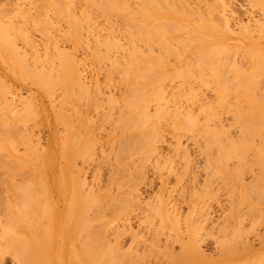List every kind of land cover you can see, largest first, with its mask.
Returning <instances> with one entry per match:
<instances>
[{
    "label": "rangeland",
    "instance_id": "374dc122",
    "mask_svg": "<svg viewBox=\"0 0 264 264\" xmlns=\"http://www.w3.org/2000/svg\"><path fill=\"white\" fill-rule=\"evenodd\" d=\"M41 1L42 0H0V26L2 25L0 27V30L2 28V31H0V35H1V32L3 33V29L8 28L7 31L4 30L5 31L4 35L6 36V34H7V36H6L7 39H8V36H11L13 34L14 37H11L10 40L12 41L15 38L14 43H18V45L22 44L20 46V48L22 47L23 50L26 49V52L22 51L23 53H25L22 55L21 54L22 48L18 49L17 44H14L13 42L9 41L8 43L10 44V42H11L10 45H11V47H13L12 49L9 50V49H5L6 47H3L5 45L0 42V44L3 45V46L0 45V80H1L0 82L3 84V85H1V87L5 85V88L2 87V89L3 88L5 89V91H3L4 96L7 92L10 93L11 95L13 94V97L10 96V98H9L10 94L7 93V95L5 97L1 96V100H0V102L2 101L0 103V140H1L0 145H1V142L3 141L2 140L3 138H4L3 142H6V145H4L5 143L2 142L3 146H0V165H1L0 167L3 166V168L6 169V171H5L3 168H0V227L2 226L0 228V235H1L0 236V264H20V262H19L20 258L18 255L20 254L19 252H21L20 250H22V253L24 252L23 251L24 248L20 249L19 248L20 243L17 244L18 240H16V244L14 245L15 250L13 251V249L10 247V246H12L11 245L12 242L11 241H10L11 243L9 242V239L12 236H14L13 232L16 230L22 231V235H24V236H27L29 234V236H31L33 238V240H31L32 241L31 247L33 249L32 248L31 249L33 251V254H35L34 258L32 257V261L34 260L35 262L34 261L33 262L35 264L36 263L41 264L42 262L44 264H46L45 262H49L50 264L51 263L52 264H74L75 263L74 261L77 258L76 254H79V252H80L79 250H83V248L85 246H86V248L93 246L92 247L93 252L95 250V252L93 253V260L94 261H96V259H98L99 256H102V255L106 256L108 253H110L109 254L110 256L109 257L107 256L108 259L105 258V256L103 258H104V260L105 259L111 260V257H112V259L114 257V259L111 261H114L115 259H116V261L115 262L110 261L111 264H118V263L123 264V262L126 259L123 262H121V260H122V258L124 259L125 254H127L126 257L128 256V254H130L129 257L132 260V258H134L135 255L137 256L136 253H138L139 255L137 256V258L136 257L134 258V261L137 259L135 261L136 263L134 262L135 264H176V263L177 264H264V161H263L264 159L262 160V158L259 157L260 154H257V153H261V156L262 155L264 156V153H262V151H263L262 148L264 145H262V146L260 145L261 142H262L261 144H264V139L261 138V137H264V135H263L264 134V130H263L264 129V123H263L264 114H262V113H264V106H262L264 103L263 104L260 103L261 100H264L263 99L264 93H262V91H261L262 89H264V84L262 83V82H264V77L262 78V75H264V74L261 75V78L259 80V84H260L258 87L259 89L258 88L254 89V91H251L252 93L249 96H246V99L249 101H250V97L253 99L252 100L253 103L255 102L253 104V106H250V105H252L251 101L250 102L244 101L243 103L240 102V101L246 100V99H244L245 96L244 97L242 96L243 93H241V95L239 94V96H241L242 98L237 96V97L241 98L240 101L238 100L239 103H237L238 101H236V98H235L236 96L234 98H231V97H233V93L235 91L233 93L228 94L227 99L225 100L228 102H225L224 103L225 105H220V103H217L219 105V107H221V106L223 107V106L227 105L226 107H223V108H225L226 111H223L224 109H222V107L220 108V109H222V110H220L222 112L221 113L219 112V113L221 114L220 116L222 117V119L220 118V116L215 115L218 113L217 111L219 109L218 110L214 109L216 105L213 104L214 107L212 105L213 109L212 108H211V110L209 109L210 110L209 116H212V117L216 116V119L220 118L223 121L222 122L221 120L219 121V120H216L215 118H213V120H215L216 122L211 121V125H209L211 127L213 125L214 126L213 129L211 127H209L210 129L208 130L205 127L206 125L208 127L207 123H209V122H207V123L205 122L204 118H206L207 116L203 112L206 111L205 113L208 115V112H207L208 109L207 110H201L198 108V110H199L198 111L197 110L198 106H196L197 104H195L196 107H195V109L192 110V112L196 111L197 114L195 115L193 112L191 114V116L197 117L198 112H200L197 119L195 117L194 118L197 120V123H198L199 118H202L199 120V124H197V125L195 124V127L200 126L202 131L198 130V132H201L202 134L197 133L196 130L198 127L197 128H191L192 126H187V125L181 124V127L182 126L185 127V129H183V130H186L187 132H185V131L183 132V130H181L183 127L180 128L179 127L180 125H178L179 128H177V124H175L176 125V128H175L174 125L171 124L173 122H169V121L167 122L164 119V118H166V120H167V118L170 117V114L168 117H165V116L160 117L161 120L159 119L158 123H160L161 125L156 124L157 128L159 126V128H158L159 130L157 128L156 129L158 131V136H159L158 139H161V140L159 141L156 138V140L154 141L157 145V146H154V148H155L154 152H152V147L155 143L154 144H153V142L151 143V144H153L152 147L151 146L148 147L151 149V152H150L149 151L150 149L145 150L147 148L146 144L139 145V144H141V142L139 144L137 143V146L133 144V143L136 144V142H138V140L136 138H139L142 134H144L143 132L146 130L145 129L146 127L144 128L143 126H141V124L136 123V119H137L136 118V112H135V110L133 111L131 108L127 107L130 105V102L128 103V100H127L128 95L125 94L128 91L130 92V90H132L137 83L138 84L141 83V85L144 83H142L140 78H137V79H139L140 82L137 79H135L134 81L137 82L136 84L134 81H130L129 83H127V86H126L124 80L121 77V72H120V68H121V66H123V63H118L121 66L119 65L120 66L119 67L117 65L118 67H116V68L115 67L113 68V66L109 67V61L108 60H100L101 62L103 61L102 64L100 63V61H99L100 64L96 63L97 61L94 59L95 57L94 56H93L94 58L91 57L92 55H90V52H88L90 50L85 49V51H83L84 49L82 47H80V45L75 47L76 48L75 50H77V51L72 49L70 52L69 50L71 49V46H72V40L68 39L66 37V35L64 36V34H62V35L60 34L64 31V29H63V31L61 30L62 29L61 27H65V31H67L66 29L69 28L68 26L72 27L74 25H81V26L83 25L82 27H84V28H87V27L91 28V24H93L92 20L95 19V15H96V11H95V9H93V7H94V5L92 4L93 0H92V2H91V0H81V1L80 0H57V1L56 0H46V1L43 0L46 3H44L43 1L41 3ZM72 1H74V2H72ZM235 1L233 0L232 4L234 3L233 6L237 10V13H239L240 17L242 16L243 21L248 20V16H247L248 13L247 12H248V10L250 11L251 7L247 8L246 6H248V4L247 5L244 4V7H241V6H243L242 0H237L236 3H235ZM241 3H242V5H241ZM61 4H63V5H61ZM85 4H86V6H85ZM254 6L255 5L252 6V9H254ZM66 7H68V8H66ZM91 7H92V9H91ZM65 8L67 9V12H66ZM87 8H89V9H87ZM256 8H258V9L256 10ZM68 9H70V10H68ZM244 9H245V11L247 10V12H246L247 14L244 12ZM252 9H251L250 13H252L251 15H253L255 17V21L257 20V21H259V23H261V21H264V19L262 18V17H264V14H262L263 16L260 15L261 14L260 11L262 10L261 6L259 4H257V6H255V9H254V11L256 10L255 14H254ZM259 9H261V10L259 11ZM63 10H65V11H63ZM92 10H94V11H92ZM69 11L71 13H68ZM86 12H87V14H85ZM243 12H244V14H243ZM256 13H259V14H256ZM5 15H7V16H5ZM70 16L72 17V19H70ZM73 16H75L74 17V18H76L75 20H73L74 19ZM104 16L102 14V17L100 16L97 18H100L101 20L100 19L99 20L102 22ZM110 16H111V14H110ZM78 18H79V21H77ZM88 18H90L91 20ZM86 19H88V20H86ZM48 20H51L49 25H48V23H49ZM34 21H36L35 25H34ZM16 22L18 24H16ZM51 23H53V25ZM89 23H91V24L89 25ZM11 24L13 25V27H11L12 26ZM67 24H68V26H67ZM261 24H264V22H262ZM41 25H43V26L45 25L44 29H43V26H41ZM86 25H89V26H86ZM9 26H10V28H9ZM46 27L49 28V31H51L52 29H54L52 31H55L56 29L59 30V27L61 29L59 30V33L57 32L58 30H56L55 32H57V33H54L51 31V33L48 34V32H47L48 28L46 29ZM53 27H56V28H53ZM14 28L16 30L18 29L17 32H16V30H14ZM39 28L43 29L44 33H46V34L43 33V36H42L43 31L40 30ZM9 29H13V30H9ZM263 32H264V26H263ZM20 34H22V35H20ZM55 34H58L57 37ZM2 35L0 37H2ZM53 35L55 36L54 38H55V41H57V44L60 43V44H58L59 45L58 47H65L67 49L68 56L71 55L70 53H72V51H75L74 53H72V57H73V55H76L78 58L77 57H73V58L81 60L82 58L80 55H82L84 52H85V54H87V55H82V57L85 56V58L82 59V60H85V62L82 61V63H81V61L79 60V62L82 64V71L84 70L83 71L84 74H85V72L87 73V74H85L86 77H89L91 75L89 78H92V76H93V77L99 79V80H97L99 83L98 82L96 83V79H95V82L91 81L94 79H90L91 82L89 81L90 83H87V85H90L92 83L90 85V87L86 85V87H89L91 89V94H88V93H90L89 88H88L89 90L86 87L83 89L81 88L82 90L86 89V91H89L87 93L84 90L89 96L91 95L90 97H88L87 94L84 92L83 93L79 92V91H81L80 89H79V91H77L78 88L75 87V85H74V89H75L74 90L71 84H70L71 89H73L74 92L72 91V93H73L72 94L71 89H70V93L69 92L67 93V91H69V90L66 91V89L69 88V84H67V86H68V88H67V87H64L62 82H60L61 69H60L59 64L64 58L67 57V55H66V57H65V55L63 56V52H61V50H60L61 48H59V50H58V48H56L55 46L51 47L52 44L55 42L53 39ZM21 36H23V37L27 36L28 39L27 38L26 39L28 42L25 40V38L23 39V40H25L23 42L22 41L23 37L21 38ZM45 36H47V37H45ZM3 38L4 37L0 38V39H2V42H3V40L5 41V38L4 39ZM64 38L66 39L65 41H64ZM30 39H33L34 43L32 40H31L32 41V43H31ZM29 41L32 45H29ZM42 42L45 43V46L41 45V44H43ZM85 42H86V44L88 42L90 44H92L90 36L87 37ZM61 43H63V44H61ZM49 44H50V46H48V48H47L46 45H49ZM67 44H69V45L71 44L70 46L68 45V47H70V48L67 47ZM37 45H39L37 48L34 47ZM6 46H8V44ZM83 46H85V48H87L86 46H88V45H83ZM31 47H34V48H31ZM42 47L47 48L48 53L45 50V54H44L45 48L42 49ZM8 48H10V46ZM35 48L37 49V51H39V52L36 51L39 56L36 55L37 53L35 54V51H34V50H36ZM50 48H52V49L54 48V51ZM28 50H30V51H28ZM31 50H32V52H31ZM51 50H52V53H49V51H51ZM41 51L43 53H41ZM63 51H65V49ZM67 51H65V52L67 53ZM30 52H31V54H30ZM65 52H64V54H65ZM32 54H33V58H32ZM49 54L50 55L55 54V55L50 56ZM29 55L31 58H29ZM34 55H36V57ZM43 55H45V58H47V60H48V57H50V59H52L53 57L54 58L56 57L57 60H54V62H51V61H53V59H52L50 61L53 64L55 63V61H57V63H55V65L52 66L55 70L53 72L54 76H51V75H53L52 72H51L52 74L48 75V72L51 71L52 67H51V65L48 66V64H51V63H49L45 58H44V60H42ZM2 57H4V58H2ZM38 57L41 58V61H46L45 66H43L44 62H42L43 64L41 63L42 64V66H41V64L39 63L40 58H38ZM36 58H38L37 61H36ZM30 59L32 60V62H34V61H36V62L31 64L32 62H30ZM246 62L247 61H244V63L243 62L241 63V64H243V67H244V65L246 66V64H248ZM18 63H20V65H17L18 67H15L16 64H18ZM38 64H39V66H41L43 68L42 69L40 67L42 70H44L47 66H48V68L50 67V70L47 68L49 70L48 72L46 71V69L44 70L43 74L41 72V78H39L40 81L37 85L36 81L34 83L35 76L33 75V73L34 74H36V73H35V71H32L33 68L31 69V66L36 65L37 68H39ZM105 64L108 66H106ZM84 65H85V68H84ZM86 66L89 69L86 68ZM107 67H109V68H107ZM100 68L102 69V71ZM17 69H18V71H17ZM34 69L36 70V68H34ZM112 69H114V71ZM85 70H87V71H85ZM88 70H90V71H88ZM96 70H98L99 73H98V71L96 72ZM111 70L113 73H111ZM36 71L38 72V69ZM250 71L251 70L249 69V72ZM26 72H27V74H26ZM106 72H107V74H106ZM45 74H46L45 81H44L45 84L43 86L42 82H43V78H44ZM109 74H111L112 76H109ZM56 75H58L57 78H56ZM131 75L133 76L132 73H131ZM115 76H117V77H115ZM108 77H110V78L113 77V78H111V80H110ZM36 78H38V76ZM89 78H87V80ZM107 78L110 80V82ZM262 79H263V81H261ZM101 80H102V82H101ZM170 80H171L170 77L166 76L165 78H163V81H162L163 83L166 84V88L169 89V90L166 89V91L168 93L167 96L169 95L168 91L171 90V87H169L170 85L168 86V83H167V82H170ZM100 83L102 85L105 84V86L104 85L101 87L99 86V89H101L100 92H102V93L97 94L95 96V99L97 98L96 100H98V101H94L91 97L94 98L95 85L96 84L101 85ZM131 83H133V85ZM233 83L236 84L235 82H232V84ZM129 84H131L133 87L128 88V87H131ZM62 85L64 88H61ZM103 87L105 88L104 89L105 91L103 90ZM123 87H124V89H126V87L128 89H126L124 92ZM210 89L209 88L204 89L205 91L203 93L205 95H207L208 97L207 96L205 97V95L203 94V98L202 97L201 98L202 99L205 98L203 100V102H205V101L207 102L209 100L208 102L211 104L210 101L212 100V102H214L215 96L212 95L213 91L210 92ZM6 90H7V92H6ZM61 90L63 93H60ZM76 91L78 92V94ZM1 92H2V90H1ZM105 92H106V94H105ZM129 92L127 94H129L131 96L132 93H129ZM260 92L263 95L262 94L259 95ZM263 92H264V90H263ZM80 93L82 96L80 95ZM69 94H71V95H69ZM92 94H93V96H92ZM103 94H105V95L102 96ZM67 95H69V96H67ZM125 95H126V97H125ZM200 95L202 96V94H200ZM105 96H106V98H105ZM261 96H263V97H261ZM77 97H79V98H77ZM81 97H83V98L81 99ZM168 97H170V96H168ZM6 98H9L10 100L7 99L8 100L7 101ZM87 98H88V100H87ZM110 98H112V99H110ZM121 98L122 99L124 98L126 100L124 101V99L122 100ZM76 99L78 100L77 102H76ZM115 99H116V101H115ZM258 99H260V100L258 101ZM154 100L156 102V99H152L150 101L151 103H149L150 110H151V108L154 109V107H152V106H154V104H153ZM158 100L162 101L161 99H158ZM91 101L95 102V103L93 102L94 105H92L93 103ZM99 101H103V102H99ZM123 101L126 102V104ZM59 102L61 104H59ZM257 102H259L261 104V106L256 105ZM262 102H264V101H262ZM7 103H9V104H7ZM226 103H228V104H226ZM231 103L232 104L233 103L238 104V109L240 111L235 109V107L232 106ZM2 104H3V106H2ZM151 104H152V106H151ZM240 104H244V107L247 106V108L249 110H247V108L245 109L243 107V105H240ZM5 105H7L8 108H6ZM59 105L61 107H59ZM72 105H74V106H72ZM80 105L82 108L80 107ZM98 105H100V106H98ZM207 105H209V104H207ZM218 105H217V107H218ZM239 105H240V107H239ZM255 105L259 106L260 110L263 111V112H261V115H260V116H263V117H261V119H263V121L261 119H259L260 116H259V114H257V112L253 113L255 111L254 108H253L254 110L250 109V107L252 108ZM15 106H16V108H15ZM97 106H98V108H97ZM123 106H124V108H123ZM189 106L194 107V105L192 106V104H190ZM57 107H58V109H57ZM186 107L188 109L190 108L189 111L191 110V107H188V106H186ZM233 107L235 109L234 111L237 110L236 112L238 114L241 112L242 114L244 113L246 115L247 112H250L251 110H253V111H251L252 119L249 118V117H251L250 113H248L249 116L246 115V116H248L246 118H249V120L251 121L250 123H252L253 118L255 119L256 116L258 115V119H255V120L256 121L258 120L259 122L255 121L256 124H254V122H253V124H254V127H256L255 125L258 124L259 126L257 125V127H259L261 130H259V128H258V130L256 132V130H254L252 128L248 129V127L250 126V123H248L249 124V126H248L247 124H245V122H243V121H247L248 119L243 120L242 117L244 116V114L242 115L240 113L241 115L240 114L238 115L237 113H235L232 110ZM241 107H243L244 112L241 111L242 110ZM257 109H258V107H256V111H257ZM184 110L183 109L180 110L184 114H182V112L178 111L182 115V117H181V115L178 114V118L180 116L181 119L182 118L185 119V117H186L185 112H187L188 110L187 111L186 110L184 111ZM213 110H214V113H213ZM230 111H232L231 112L232 115L230 114ZM26 112L28 113V116H26L27 115ZM31 112L33 113L32 115H31ZM151 112H152V110H151ZM215 112H217V113H215ZM125 113H128V114L125 115ZM130 113H132V114H130ZM172 113H173V111H172ZM174 113H176V111ZM202 113L206 117H204V115ZM211 113H213L214 115H212ZM122 114H124V116ZM255 114H256V116H255ZM134 116H135V118H134ZM28 117H29V122H28ZM128 117H130V118H128ZM171 117H172V115H171ZM231 117L233 119H231ZM240 117H241V119H240ZM1 118L2 119L5 118V119L2 120ZM120 118H122V120ZM209 118H211V117H209ZM236 118H238V119H236ZM134 119H135V121H134ZM162 119H163V121H162ZM169 119L170 118H168V120ZM170 120H172V119H170ZM202 120H204V121H202ZM237 120H239V121H237ZM241 120H243V121L241 122ZM137 121H140V120H137ZM125 122H127V123H125ZM131 122H132V124H136L135 125L136 127L134 126L135 128L132 126V124H130ZM203 122L206 124H204ZM213 122L215 124H213ZM218 122L223 123L221 125H224V127H222L220 124H218V126L216 127L217 130H216L215 126L217 125ZM236 122L238 124H240V122H241L240 125L244 124L242 127L246 126V128L248 129V130H246V128H244L245 136H243L244 134H241L244 131V130H242L243 128L242 129L240 128L241 130L240 129L238 130L239 125H237ZM260 122H261V124H260ZM165 123H166V125H165ZM119 125H121V126L119 127ZM129 125L132 128H131V130L128 131V129H130ZM17 127L19 130H17ZM118 128H120V129H118ZM205 128L207 129L206 131L204 130ZM193 129H196V130L194 131ZM255 129H257V128H255ZM250 130L254 132V136H252L253 132H251ZM124 131H126V132L123 133ZM211 131H213V132H211ZM215 131H217L218 133ZM225 131H226V133H225ZM246 131H248V132H246ZM11 132L13 133V135ZM206 132H208V133H206ZM209 132H211V134L213 136L212 135L210 136ZM8 133H10V134H8ZM133 133H135V134H133ZM159 133H161V134H159ZM227 133H229L228 136H227ZM246 133H248V135ZM24 134L27 136H24ZM224 134H225V136H224ZM21 135L23 137H21ZM32 136L33 137L35 136V137L32 138ZM70 136H73V137H70ZM79 136H80V138H82V137L83 138L80 140ZM127 136H128V138H127ZM183 136L185 139L183 138ZM229 136L231 138H229ZM246 136H248V137H246ZM133 137H135V138H133ZM242 137L243 138L245 137L246 139L244 138V140H243ZM14 138H16L15 141H14ZM71 138L73 140L71 145L73 143H74L73 146L75 145L74 149H73V146L70 147V143L68 142L69 139H71ZM89 138L92 139V141L93 140L95 141V143L93 144V145H95V147L92 145H91V147H89V146L86 147L87 144L85 143L86 144L85 148H84L85 151H87V149L90 148V150L88 149V155L90 156L89 157L90 159L88 158V160H85L84 158L88 157V155L83 156L84 158L81 162V159H80L81 157H79V156H82L81 155L82 152L85 153V151L83 150L81 152L80 151L81 147L78 148L79 147L78 145H82V141L84 143V140H85V142H87ZM176 138H177V140L179 139L180 142H179V140L177 141ZM225 138H227V139L229 138L230 140L233 139L234 140L233 142H232V140L230 141L228 139V141H230V143L232 142V145L227 143L228 141ZM28 139H29V141H28ZM35 139H37L38 141ZM90 139L88 142H90ZM134 139L137 141L132 143V141H134ZM211 139H213V140H211ZM22 140H23L24 144L22 143ZM126 140H128L127 141L128 144L126 143ZM217 140H219V141H217ZM220 140H221V142H220ZM260 140H262V141H260ZM124 141H125V143H124ZM139 141H141V140H139ZM175 141L177 142V144H175L176 143ZM194 141H195V143H194ZM222 141H223V143H222ZM36 142H39V143H36ZM205 142H207L206 145H205ZM238 142H239V144H237ZM253 142L255 143V146H253V144H254ZM257 142L259 144L258 147L260 146V149H261V151H260V149L257 147L256 149H259L258 152H256L257 150H255V147L257 146L256 145ZM33 143H34L35 148H37V149L32 148V147H34V146H32ZM179 143H181L180 144L181 147L179 146L180 148L177 147L179 145ZM226 143H227V145H226ZM240 143H242V144L240 145ZM22 144H23V148H22ZM149 144H150V142H149ZM223 144L226 145L227 148H228V144H229V146L234 145L233 148L235 147V149H237V151H235V149H233V150L237 154L236 153L234 154L233 150L231 149L232 148L231 146L228 149H226V147ZM60 145L62 146V148ZM218 145H219V147H217ZM237 145L238 146L240 145L241 148H240V146L238 148H236ZM36 146H38V147L40 146V147L38 148ZM174 146H176V147H174ZM182 146H183V148H182ZM221 146L222 147L224 146L223 148H224L225 152L227 151V153H230V154H228V155L227 154H220V153H223V150H222L223 148ZM242 146L244 147L243 150H246V152L242 150ZM7 147H9V148H7ZM11 147H14L15 149H13V151H11L12 150ZM141 147H142V151L140 153L139 149H141ZM176 148H179L181 150L182 149L184 150V148H185L184 151L185 152L187 151L189 156L187 157V155L185 156V154L182 155L183 153L181 154V150H178V149L176 150ZM220 148H221V150H220ZM4 149H5V151H4ZM6 149H9L11 151V153H13L12 156L11 155L9 156V154L6 153L7 152ZM61 149L63 150V152ZM67 149H69V150H67ZM229 149H231L232 151L230 152ZM72 150H74V152H72ZM130 150L132 152H130ZM136 150H137V152L135 153L134 151H136ZM254 150H255V152H254ZM1 151H2V153H1ZM25 151H27L26 152L27 154L25 153ZM33 151H35V153H33ZM75 151H76V154H75ZM90 151H91V153H90ZM138 151H139L140 155L138 154ZM143 151H147V152H143ZM148 151H149V153H148ZM157 151H158V153H157L158 155H156V153H155ZM177 151H180V152H177ZM80 152H81V154L79 155ZM125 152H129L131 154L125 153ZM133 152L135 153V155L133 154ZM142 152L145 154H143ZM238 152L243 153V156L241 155V153L239 155ZM147 153L148 154L151 153V154L148 155ZM231 153H233V155ZM132 154L135 157H133ZM13 155H14V157H13ZM28 155H29V157H28ZM30 155H32V156H30ZM36 155L38 157L35 159ZM74 155L79 157V158L76 157L77 158L76 159ZM129 155H131L130 156L131 161H129V159H128ZM145 155H147L148 157H146ZM222 155H225V156L227 155L228 157H223ZM234 155H236V156H234ZM73 156H74V158H73ZM124 156H125V158H123ZM10 157L13 158V160L10 159ZM132 157H133V160H132ZM141 157H142V159H141ZM31 158L34 159L35 161L32 160ZM239 158H242L244 160H242V159L239 160ZM8 159H10V160H8ZM28 159H29V161H28ZM37 159H38V161H36ZM125 159H126V161H125ZM188 160L190 163L188 162ZM217 160H219V161H217ZM6 161L10 162V163L7 164ZM39 161H41V162H39ZM122 161H124V162H122ZM1 162H2V164H1ZM91 162H92V164H91ZM154 162H155V165H154ZM169 162H172L171 165H169L170 164ZM3 163L6 164V167ZM72 163L77 164V167L75 165H73ZM86 163H87V166H86ZM164 163H166L165 166H164ZM9 164H11L12 168L10 167ZM124 164H126V165H124ZM143 164H144V166H143ZM214 164L217 166H215ZM32 165H34V166L32 167ZM73 166H75V167H73ZM138 166L139 167L141 166V167L138 168ZM78 167H79V172H76L78 170ZM135 167H136V169H135ZM15 169H17V170H15ZM75 169H77V170L75 171ZM173 170H175V171L173 172ZM188 170H189V172H188ZM238 170H239V172H238ZM7 171H9V173ZM211 172L212 173L214 172V173L212 174ZM217 172H219V174ZM79 173H82V174L84 173V174L79 175ZM10 174H16V175H10ZM38 174L40 175V177ZM143 174H144V176H143ZM74 176H76V177H74ZM81 176L85 177V178H82ZM167 176H168V178H167ZM80 177H81V179H85V180H84V182L81 181L82 184L79 186L80 183H77V182H79L78 179H80ZM178 177H179V179H178ZM240 178L243 179V182H242V180L240 181ZM238 179H239V181H238ZM159 180H160V182H159ZM7 181H9V182H7ZM85 182H86V184H85ZM137 182H140V183L137 184ZM7 183H10V184L7 186ZM75 183H76V185H75ZM83 183H84V187L80 188L83 185ZM91 185H93V186H91ZM11 186H13V187L11 188ZM88 186H91V187H88ZM38 188H40V190ZM84 189H86L87 191ZM88 189H90V190L88 191ZM91 190H93L92 191L93 193L91 192ZM33 191H34V193H33ZM134 191H135V193H134ZM42 192H43V194H42ZM84 192H85V195L83 194ZM89 192H91L93 195H91ZM80 193H81V195H80ZM128 193L133 194V195H131V197H130V195ZM13 194H15V195H13ZM36 194H37V196H36ZM92 196H94V197H92ZM18 197H19V199H17ZM33 197H34V199H33ZM132 197L133 198L135 197V198L133 199ZM90 198L91 199L93 198V199L91 200ZM131 198L133 199V201ZM72 199L74 200L73 202H72ZM78 199H80V200H78ZM83 199H84V201L87 202V204L89 203L87 206L84 205V207H87V208L90 207V208H88L89 210L85 208L86 213L89 212L87 214L84 213L85 211L80 213V210H79L81 207L80 205L82 203L86 204V202H84ZM134 200H135V202H134ZM90 201H92V203ZM158 202L160 203L161 206L167 204V206L169 208L170 207L171 208L168 209V207H166V206H164L165 208L160 207V206L157 207ZM79 203H81V204H79ZM135 203H136V205H135ZM11 204H12V206H11ZM38 204H40V205L38 206ZM154 204L156 205L155 208L152 207V206H155ZM32 206H33V208H32ZM78 206H80V207H78ZM29 207H31V208H29ZM49 207H50V209H49ZM173 207H174V210H173ZM101 208H102V210H101ZM152 208H153V210H152ZM158 208H164L165 209V210L160 209L161 210L160 213H162V214H164L163 211L166 212V208H167L168 209L167 214H169V215L172 214L171 209L173 210V214H174V216H176L175 218L172 216L173 214L171 215L173 218L170 216V218H172V224L175 223L174 224L175 226L172 225L173 230H172V227L170 226L171 223H169L171 220L168 217L163 218L164 215L157 212V210H156V212L158 214L157 213H156V215L154 214L155 213L154 210L158 209ZM200 209H202V211H201L202 214L199 211ZM14 210L16 211V213ZM95 210H96V212H95ZM169 210L171 211L170 213H169ZM1 211H2V213H1ZM26 211H27V213H26ZM77 211H79V212H77ZM150 211H152V212H150ZM158 211H159V209H158ZM197 211H199V212H197ZM30 212L32 213L31 215H29ZM203 212H204V214H203ZM148 213H150V214H148ZM175 213H176V215H175ZM197 213H200L201 216H203V215H205V217L207 216L205 219V222L202 223L204 225L201 224L202 225V227L200 226L201 228H198L199 225L198 226L196 225L198 220H200L198 218L200 215ZM13 214L16 216H14ZM18 214H19V216H18ZM93 214H96V215L93 216ZM21 215H23V216H21ZM144 215H146V216H144ZM150 215L151 216L154 215V217H150ZM188 215H189V217H188ZM77 216L80 217V219L82 221L84 218L85 221H83V222H86L85 226L81 229L79 227H81L82 225L79 226V223L76 222L79 220L76 218ZM13 217L15 219L17 217H20V218H22V220L24 219L23 220L24 222L22 220H20V218H17L20 221L16 222L18 224H14L15 222H13L14 221V219H12ZM91 217L93 219L97 218L96 220L95 219L92 220L94 223L90 221V219H92ZM26 218H28V219H26ZM160 218L161 219L163 218L165 220H163V219L160 220ZM88 219H89V221H88ZM174 219H176V221H178V222H175ZM189 219H190V221L188 222ZM29 220H31V221H29ZM50 220H52V221H50ZM20 222L22 223V226H19L21 224ZM37 222H39L40 224L39 223L37 224ZM50 223H52V224H50ZM88 223L90 224V226ZM160 223H162V226L164 227L165 230L163 228H161L162 226L160 225ZM45 224H47V225H45ZM74 224H76V225L74 226ZM15 225L18 226V227H16L17 229L14 227ZM47 226H49V227L47 228ZM104 226H106V227H104ZM189 226H192V228ZM193 226L195 227L194 230H193V228H194ZM203 226H204V228H203ZM43 227H45V229ZM86 227H87V229H86ZM96 227H98V228H96ZM118 227H119V230H118ZM176 227L181 232V236H182V232H184L186 230L185 231L186 234H183L184 238L182 236V239H183L182 243L173 242L175 240H173V237H171V236L175 237L176 234L178 233L176 230ZM184 227H185V229H184ZM27 228H29L31 230L34 229V231L36 233L38 232L39 235H41V238L42 237L43 238L41 239L40 236H38V234H36L35 236H34V234L32 235L31 233H29V231L32 233H33V231H31L29 229H28L29 231H27L26 230ZM46 228L50 230L48 232L49 235L47 236V238L50 237V238H48L49 240L45 239L46 234H48ZM89 228H90V231H88ZM157 228L159 231L157 230ZM3 229L6 230V232ZM168 229L172 230V232ZM189 229H191V231ZM41 230H43L42 232H44V234L41 232ZM91 230H93L92 231L93 233H95V232L96 233L93 234L91 232ZM166 230H168V231L166 232ZM2 231H4V232H2ZM113 231H114V233H112ZM119 231H120V234H122V235H120L118 233ZM40 232L42 234H40ZM87 232L89 233V235ZM163 232L165 233V235ZM11 233H12V236L10 235ZM171 233H172V235H171ZM174 233H175V235H173ZM2 234H4V236ZM166 234L167 235L170 234L169 235L170 237H168V236L167 237L170 238V240H172L173 243H169V247H167L165 249L164 246L162 247V245L166 241V240L164 241V239H167ZM154 235L156 237H153V240H154V242H153L152 236H154ZM114 236L116 237L115 239H114ZM3 237L5 239H3ZM76 237H78V238H76ZM82 237L86 238V239L83 238L84 241L86 240L85 246H82V244H85V243H83L84 241H83ZM92 237H94L93 240H92ZM104 237L109 238V239H106V240H109V242H110V245L108 244L109 247H106L108 241L103 240ZM157 237H160V239H161L159 242V244H161V245H159L160 247L158 246V242H157V244L155 243L156 242L155 239ZM37 238H39V240ZM36 239L38 240V242L34 241ZM149 239H151L150 242L153 244H151L149 242ZM6 240H7V242H6ZM46 240H47V242H46ZM103 241H105L106 243H104ZM162 241H164V242L162 243ZM89 243H91L92 245L89 246ZM102 243H104V245ZM111 243H114V244H111ZM177 243H179V244H177ZM194 243L197 244L196 246L198 248L194 245ZM94 244L97 246L99 245V246L95 247ZM36 245H37V247H36ZM46 246L47 247L49 246V247L47 248ZM100 246H102V247H100ZM146 247L149 249V251L147 250ZM39 248H40V251H39ZM45 248H47V249H45ZM102 248L106 251H104ZM115 248H116V250H115ZM34 249L37 251H34ZM97 249L99 251L102 249L104 251V254L102 252L99 253ZM114 250H115V252H114ZM197 250H200V252ZM12 251H13V253H12ZM135 251H136V253L133 254V252H135ZM171 251L174 254L171 253ZM96 252L99 254L102 253V255L98 256V255H96ZM121 252H122V254L124 253V255H122V254L120 255ZM36 253H37V255H36ZM175 253H176V255H175ZM16 254H18V255H16ZM43 255L46 258H44ZM48 255H49V257H48ZM131 255H133L134 257H132ZM95 256H97L98 258L95 259L94 258ZM117 256H118V258H117ZM129 257L127 258L128 259L127 261L130 260ZM171 257H174V258L172 259ZM38 258H39L40 263H39V261H37ZM40 258L43 260H40ZM103 258L101 257L102 260H103ZM44 259H46V260L44 261ZM101 259L100 260L98 259L99 260L98 263L102 261ZM106 260H105V262L102 261V264L103 263L106 264ZM108 262L109 261H107V263ZM124 263H128V262H124ZM94 264H97V262H95Z\"/></svg>",
    "mask_w": 264,
    "mask_h": 264
},
{
    "label": "bare ground",
    "instance_id": "6f19581e",
    "mask_svg": "<svg viewBox=\"0 0 264 264\" xmlns=\"http://www.w3.org/2000/svg\"><path fill=\"white\" fill-rule=\"evenodd\" d=\"M43 1V0H42ZM42 1H41V3H42ZM46 1V0H45ZM57 1V0H56ZM81 1V0H80ZM232 1L233 0H93V5H94V7H93V9H95V11H96V15H95V19L94 20H92L93 22V24H91V23H89V25L91 24V28L90 27H87V28H84V27H82L81 25H74V26H72V27H70V26H68V24H67V26L69 27H67L68 29H66L67 31H65V27H59V30L61 29L62 31H63V29H64V31L62 32V33H60L61 35L62 34H64V36L66 35V37L68 38V39H70V40H72V46H71V49L69 50L70 52H71V50L72 49H76L75 47L76 46H78V45H80V47H82L83 49V51H85V49L87 50V49H89L90 51H88V52H90V55H92L91 57H93L97 62L96 63H99V61L100 60H108L109 61V67L110 66H113V68L115 67H118L120 64H118V63H123V66H121V68H120V72H121V77H122V79L124 80V82H125V84H126V86H127V83H129L130 81H134L135 79H137V78H140V80L142 81V83H144V84H142L141 85V83H137V82H135V86H134V88L132 89V90H130V92L129 93H132L131 94V96L129 95V94H127V93H125L126 95H128V103L130 102V105L129 106H127L128 108H131L133 111L135 110V112H136V123H139V124H141V126H143L144 128V130L146 131H144L143 133L144 134H140L141 136L139 137V138H136L137 140H138V142H136L137 140H135L134 139V141H132V143L133 142H136V144L135 143H133L134 145H136L137 146V143L139 144L140 142H141V144H139V145H142V144H146V149L145 150H147V149H150V148H148V147H152V145L155 143L154 141L156 140V138L158 139V131H157V129L159 128V126H158V128H157V126H156V124H160V123H158L159 121V119H160V117H163V116H165V117H168L169 116V114H170V117H168V118H170V119H172V120H168V118H167V120H166V118H164L165 119V121H169V122H173V123H171V124H173L174 125V127L176 128V125L175 124H177V128H182L181 130H183V129H185V127L184 126H182L181 127V124L182 125H187V126H192L191 128H197V127H195V124L197 125V124H199V120L200 119H202V118H199V120H198V123H197V117L199 116V113L200 112H198V115H197V117L196 116H194V117H192L191 116V114L194 112H192V110L193 109H195V107L196 106H198L197 107V110H198V108L199 109H201V110H207L208 109V115L205 113V112H203L202 114L204 115V117H206V118H204V120H205V122L207 123V122H209V123H207L208 124V127H207V125L205 126L208 130L210 129L209 127H211V126H209V125H211V121H215V120H213V118H215L216 119V116H220L221 114V112L222 111H220V110H222V109H224L223 111H226L225 110V108H223V107H226V106H221L222 107V109H220L221 107H219V105L217 104V103H220V105H225L224 103L225 102H228V101H225L226 99H227V96H228V94L229 93H233L234 91V93H233V97H231V98H234L235 96V98H236V101H240L241 100V96H239V94L241 95V93H243L242 94V96L244 97V99H246V96H249L252 92L251 91H254V89H256V88H258L259 87V80H260V78H261V75L262 74H264V32H263V26H264V24H261L262 22H264V21H261V23H259V21H255V17L253 16V15H251L252 13H250V11H251V9H252V6L253 5H255V6H257V4H259L260 6H261V9H259V11L261 12V14L260 15H262V14H264V0H242V2H243V6H241V7H244V4L245 5H247L248 4V6H246L247 8L249 7H251L250 8V11L248 10V12H247V10L245 11V9H244V12L247 14V16H248V20H246V21H243V18H242V16L240 17V15H239V13H237V10L235 9V7L233 6V4H232ZM235 1V0H234ZM237 1V0H236ZM236 1H235V3H236ZM44 2V1H43ZM72 2H74V1H72ZM91 2H92V0H91ZM20 3V2H19ZM44 3H46V2H44ZM77 3V2H76ZM86 3V2H85ZM60 4V3H59ZM84 4V3H83ZM58 5V4H57ZM56 5V6H57ZM61 5H63V4H61ZM241 5H242V3H241ZM250 5V6H249ZM19 6V5H18ZM66 6V5H65ZM68 6V5H67ZM85 6H86V4H85ZM255 6H254V9H255ZM60 7V6H59ZM62 7V6H61ZM245 7V8H246ZM66 8H68V7H66ZM65 8V10H66V12H67V9ZM246 8V9H247ZM60 9V8H59ZM72 9V8H71ZM87 9H89V8H87ZM91 9H92V7H91ZM254 9H252L253 10V12H254V14H255V12H256V10L258 9V8H256V10L254 11ZM30 10V9H29ZM41 10V9H40ZM65 10H63V11H65ZM68 10H70V9H68ZM84 10V9H83ZM111 10V11H110ZM24 11V10H23ZM62 11V12H63ZM92 11H94V10H92ZM55 12V11H54ZM61 12V13H62ZM244 12H243V14H244ZM259 12V13H260ZM29 13V12H28ZM68 13H71L70 11L68 12ZM259 13H256V14H259ZM36 14V13H35ZM67 14V13H66ZM85 14H87V12L85 13ZM102 14H103V21L101 22L100 20V18H97V17H102ZM110 14H111V16H110ZM70 15V14H69ZM73 15V14H72ZM5 16H7V15H5ZM27 16V15H26ZM29 16V15H28ZM93 16V15H92ZM245 16V15H244ZM257 16V15H256ZM263 16V15H262ZM58 17V16H57ZM66 17V16H65ZM75 16H73V18H74ZM86 17V16H85ZM80 18V17H79ZM79 18H78V20L77 21H79ZM87 18V17H86ZM254 18V19H253ZM257 18V17H256ZM259 18V17H258ZM263 19H264V17H262ZM2 19V18H1ZM48 19V18H47ZM70 19H72V17L70 16ZM76 18H74L73 20H75ZM88 19H90V18H88ZM88 19H86V20H88ZM100 19V20H99ZM29 20V19H28ZM85 20V19H84ZM91 20V19H90ZM262 20V19H261ZM49 21V23H48V25L50 24V22H51V20H48ZM69 21V20H68ZM76 21V22H77ZM81 21V20H80ZM35 22L36 21H34V25H35ZM70 22V21H69ZM85 22V21H84ZM101 22V23H100ZM30 23V22H29ZM44 23V22H43ZM42 23V24H43ZM14 24V23H13ZM16 24H18L17 22H16ZM37 24V23H36ZM52 25H53V23H51ZM70 24V23H69ZM78 24V23H77ZM80 24V23H79ZM86 24V23H85ZM12 25V24H11ZM46 25V24H45ZM44 25V26H45ZM57 25V24H56ZM89 25H86V26H89ZM263 25V26H262ZM2 26V25H1ZM0 26V27H1ZM4 26V25H3ZM6 26V25H5ZM16 26V25H15ZM41 26H43V25H41ZM44 26H43V29H44ZM7 27V26H6ZM11 27H13V25L11 26ZM20 27V26H19ZM22 27V26H21ZM9 28H10V26H9ZM30 28V27H29ZM42 28V27H41ZM48 27H46V29H47ZM53 28H56V27H53ZM58 28V27H57ZM8 29V28H7ZM7 29L5 28V29H3V33L1 32V35H2V37H4L5 38V41L3 40V42H2V39H0V42L2 43V44H4L5 46H3V45H1V46H3V47H6L5 49H12L13 47H11V42H15V38L11 41L10 40V38L11 37H14L13 36V34L11 35V36H8V39H7V34H6V36L4 35L5 33V31L4 30H6L7 31ZM21 29V28H20ZM40 29V28H39ZM43 29H40V30H42L43 31ZM9 30H13V29H9ZM14 30H16L15 28H14ZM18 30V29H17ZM17 30H16V32H17ZM52 30H54V29H52ZM51 30V31H52ZM56 30H58V29H56ZM55 30V31H56ZM59 30L57 31L58 33H59ZM0 31H2V28H1V30ZM20 31V30H19ZM36 31V30H35ZM51 31H49V28L47 29V32H48V34H50L51 33ZM55 31H52V32H54V33H57V32H55ZM15 32V31H14ZM15 32V33H16ZM10 33V32H9ZM21 33V32H20ZM41 33V32H40ZM43 33H44V31L42 32V36H43ZM24 34V33H23ZM44 34H46V33H44ZM59 34V35H60ZM0 35V36H1ZM20 35H22V34H20ZM25 35V34H24ZM27 35V34H26ZM32 35V34H31ZM41 35V34H40ZM56 35V37H57V35L58 34H55ZM28 36V35H27ZM23 37V36H21V38H22V41L24 42L25 40L27 41V39H28V37ZM88 36H90V39H91V43L92 44H90L89 42L86 44V39H87V37ZM2 37H0V38H2ZM32 37V36H31ZM45 37H47V36H45ZM55 36L53 35V39H54V41H55V38H54ZM65 37V38H66ZM3 38V39H4ZM25 38V40H23ZM27 38V39H26ZM30 38V37H29ZM38 38V37H37ZM61 38V37H60ZM64 38V41L66 40ZM57 39V38H56ZM7 40V41H6ZM33 41V39H30V41ZM43 40V39H42ZM41 40V41H42ZM62 40V39H61ZM9 41H11L10 42V44L8 43ZM30 41H29V45H32L31 43H32V41H31V43H30ZM40 41V40H39ZM47 41V40H46ZM28 42V41H27ZM44 42V41H43ZM42 42V43H43ZM49 42V41H48ZM63 42V41H62ZM71 42V41H70ZM21 43V42H20ZM33 43H34V41H33ZM56 43V44H55ZM65 43V42H64ZM8 44V46H6ZM14 44H17L18 45V43H14ZM13 44V45H14ZM48 44V43H47ZM52 44V43H51ZM58 44H60V43H58ZM57 44V41H55L53 44H52V46L51 47H56V48H58V50H59V48H61L60 50H61V52H63V56L65 55V57H66V55H67V57L66 58H64L61 62H60V69H61V79H60V82H62V84L64 85V87H67L68 88V86H67V84H69V88L68 89H66V91L67 90H69V91H67V93L69 92L70 93V89H71V85H72V87H73V89H74V85H75V87H77L76 89H77V91H79V89L81 90V91H79V92H81V93H88L89 91H86V89H84V90H82L83 88H85L86 87V85H87V83H90L91 81L93 82H95V79H96V83L98 82L97 80H99V79H97V78H95V77H93L92 76V78H89V77H86V75L85 74H87L86 72H85V74L83 73V71H82V61L83 62H85V60H82V59H84L85 58V56L84 57H82V55H87V54H85V52L82 54V55H80L81 56V60L80 59H76V58H73V57H77L76 55H73V57H72V53H74L75 51H77V50H75V51H72V53H70L69 55L70 56H68V51H67V49L65 48V47H58L59 45ZM61 44H63V43H61ZM90 44V45H89ZM22 44H20V45H18L17 46V48L19 49L20 48V46H21ZM34 45V44H33ZM36 45V44H35ZM41 45H43V46H45V43H43V44H41ZM68 45L69 44H67V47H68ZM71 45V44H70ZM69 45V46H70ZM82 45V46H81ZM83 45H88V46H86L87 48H85V46H83ZM10 46V48H8ZM24 46V45H23ZM39 45H37V46H34V47H38ZM47 46V48H48V46H50V44L49 45H46ZM63 46V45H62ZM34 47H31V48H34ZM41 47V46H40ZM39 47V48H40ZM22 48V47H21ZM20 48V49H21ZM35 48V49H36ZM45 48V47H44ZM43 47H42V49H44ZM47 48H45L44 49V54H45V50H46V52L48 53V51H47ZM55 48V49H56ZM68 48H70V47H68ZM3 49V48H2ZM17 49V50H18ZM50 49H52V48H50ZM65 49V51H67V53L65 52V51H63ZM8 50V51H9ZM25 50V51H24ZM23 50V48H22V50H21V54L23 55V54H25V53H23V52H26V49H24ZM53 51H54V48L52 49ZM52 50L51 51H49V53H52ZM20 51V50H19ZM23 51V52H22ZM28 51H30V50H28ZM35 51V54L37 53V52H39V51H37V49L36 50H34ZM37 51V52H36ZM6 52V51H5ZM31 52H32V50H31ZM31 52H30V54H31ZM64 52H65V54H64ZM87 52V51H86ZM10 53V52H9ZM20 53V52H19ZM28 53V52H27ZM41 53H43L42 51H41ZM54 53V52H53ZM81 53V52H80ZM4 54V53H3ZM78 54V53H77ZM37 56H39L38 55V53L36 54ZM36 55H34L35 57H36ZM50 55V54H49ZM48 55V56H49ZM55 54H51L50 56H54ZM2 56V55H1ZM25 56V55H24ZM27 56V55H26ZM42 56V55H41ZM40 56V57H41ZM79 56V57H80ZM40 57H38V58H40ZM2 58H4V57H2ZM29 58H31L30 57V55H29ZM32 58H33V54H32ZM38 58H36V61H37V59ZM42 58V57H41ZM41 58L39 59V63L41 64L42 62H44V65L43 66H45V63H46V61H41ZM44 58H45V55H43V58H42V60H44ZM78 58V57H77ZM46 60H47V58H45ZM50 57H48V62L49 63H51V62H54V60H57L56 59V57L54 58H52L53 59V61H51L52 59H50ZM87 59V58H86ZM6 60V59H5ZM34 60V59H33ZM79 60L81 61V63L79 62ZM36 61H34V62H32V60L30 59V62H32L31 64H33V63H35ZM51 61V62H50ZM89 61V60H88ZM244 61H247L246 63H248V64H246V66L244 65V67H243V64H241L242 62L244 63ZM37 62V63H38ZM47 62V63H48ZM103 62V61H102ZM102 62L100 61V63L102 64ZM55 63H57V61H55ZM55 63L53 64V63H51V64H48V66L49 65H51V67L53 66V65H55ZM87 63V62H86ZM99 63V64H100ZM108 63V62H107ZM43 64V63H42ZM42 64H41V66H42ZM85 64V63H84ZM17 65H20V63H18V64H16V66L15 67H18ZM89 65V64H88ZM106 65V64H105ZM118 65V66H117ZM36 65H33V66H31V69H32V71H35V73L36 74H34L33 73V75L35 76V79H34V83H35V81L37 82V85H38V83H39V81H40V79L39 78H41V72H42V74L44 73V70L46 69V71L48 72L49 70H50V67L48 68V66L44 69V70H42L43 68L41 67V66H39V64H38V67L39 68H37V66L35 67ZM90 66V65H89ZM92 66V65H91ZM106 66H108V65H106ZM119 66V67H120ZM42 69H41V68ZM96 67V66H95ZM102 67V66H101ZM109 67H107V68H109ZM22 68V67H21ZM34 68H36V70L38 69V72L34 69ZM49 70H48V69ZM84 68H85V65H84ZM86 68H88L87 66H86ZM94 68V67H93ZM98 68V67H97ZM41 69V70H40ZM56 69V68H55ZM89 69V68H88ZM101 69V68H100ZM249 69L251 70L250 72H249ZM21 70V69H20ZM53 70V71H52ZM93 70V69H92ZM107 70V69H106ZM113 71H114V69H112ZM112 70H111V73H113L112 72ZM116 70V69H115ZM159 70V71H158ZM17 71H18V69H17ZM55 70H54V68L52 67V69H51V71H49L48 72V75H50V74H52L53 72H54ZM58 71V70H57ZM85 71H87V70H85ZM88 71H90V70H88ZM98 70H96V72H97ZM101 71H102V69H101ZM105 71V70H104ZM108 71V70H107ZM46 72V73H47ZM52 72V73H51ZM256 72V73H255ZM91 73V72H90ZM98 73H99V71H98ZM131 73L133 74V76L131 75ZM26 74H27V72H26ZM89 74V73H88ZM103 74V73H102ZM106 74H107V72H106ZM117 74V73H116ZM130 74V75H129ZM22 75V74H21ZM40 75V76H39ZM101 75V74H100ZM38 76V78H36ZM51 76H54V73H53V75H51ZM109 76H112L111 74H109ZM166 76H169L170 77V82H167L168 83V86L169 87H171V92L170 91H168L169 92V95L168 96H170V97H168L167 96V91H166V84L165 83H163L162 81H163V78H165ZM45 77H46V74L44 75V78H43V82H42V85L44 86V84H45ZM58 77V75H56V78ZM115 77H117V76H115ZM264 77V75H262V78ZM51 78V77H50ZM87 78H89L88 80H87ZM110 80H111V78H113V77H108ZM107 78V79H108ZM119 78V77H118ZM90 79H94V80H91L90 81ZM106 79V80H107ZM108 79V80H109ZM38 80V81H37ZM110 80H109V82H110ZM138 81H139V79H137ZM1 81V80H0ZM90 81V82H89ZM261 81H263V79L261 80ZM101 82H102V80H101ZM106 82V81H105ZM114 82V81H113ZM140 82V81H139ZM148 82V83H147ZM165 82V81H164ZM232 82H235L236 84H232ZM1 83V82H0ZM99 83V82H98ZM123 83V82H122ZM261 83V82H260ZM263 84H264V82H262ZM71 84V85H70ZM92 84V83H91ZM90 84V85H91ZM101 84V83H100ZM107 84V83H106ZM124 84V83H123ZM132 85H133V83H131ZM131 84H129L131 87H128V88H132L133 86L131 85ZM1 85H3L2 83L0 84V100H1V96H3V97H5L6 95H7V90H6V94H5V96L3 95L4 93H3V91H5V85L4 86H2V87H4L3 89H2V87H1ZM63 85H62V87L61 88H64L63 87ZM66 85V86H65ZM90 85H87V86H89L90 87ZM104 86H105V84H103ZM102 84L101 85H99V84H96L95 85V88H94V98L93 97H91L94 101H98V100H96L95 99V96L97 95V94H99V93H102V92H100V90L101 89H99V86L101 87V86H103ZM262 86V85H261ZM89 87H86L87 89L89 88ZM120 87V86H119ZM168 87V88H169ZM263 87V86H262ZM82 88V89H81ZM127 87H126V89H128ZM210 89V92L211 91H213V93H212V95H214L215 96V98H214V102H212V100L210 101L211 102V104L208 102H203V100L205 99H202L203 98V92L205 91L204 89ZM73 89H71V93H72V91H73ZM90 89V88H89ZM88 89V90H89ZM105 88L103 87V90H104ZM110 89V88H109ZM123 89H124V87H123ZM126 89H124V92H125V90ZM259 89V88H258ZM261 89V88H260ZM1 90H2V92H1ZM11 90V89H10ZM75 90V89H74ZM167 90H169V89H167ZM263 90L264 89H262L261 91H262V93H264L263 92ZM12 91V90H11ZM76 91V92H77ZM105 91V90H104ZM103 91V92H104ZM122 91V90H121ZM74 92V91H73ZM207 92V91H206ZM237 92V93H236ZM12 93V92H11ZM60 93H63L62 92V90H61V92ZM81 93H80V95H81ZM86 93V94H87ZM93 93V92H92ZM202 94V96L200 95V94ZM215 93V94H214ZM237 95H236V94ZM261 92L259 93V95L260 94H262ZM8 94H10V93H8ZM73 94V93H72ZM76 94V93H75ZM77 94H78V92H77ZM85 94V95H86ZM88 94H91V89H90V93H88ZM87 94V96L88 97H90L89 95ZM105 94H106V92H105ZM105 94H103L102 96H104ZM124 94V93H123ZM171 94V95H170ZM69 95H71V94H69ZM69 95H67V96H69ZM126 95H125V97H126ZM200 95V96H199ZM205 95V94H204ZM209 95V94H208ZM263 95V94H262ZM10 96H12L13 97V94L11 95H9V98H10ZM75 96V95H74ZM78 96V95H77ZM82 96V95H81ZM92 96H93V94H92ZM207 95H205V97H206ZM237 96H239V97H241V98H239V97H237ZM98 97V96H97ZM202 97V98H201ZM208 97V96H207ZM211 97V96H210ZM209 97V98H210ZM261 97H263V96H261ZM9 98H6V100L8 99V100H10ZM28 98V97H27ZM26 98V99H27ZM71 98V97H70ZM77 98H79V97H77ZM83 97H81V99H82ZM105 98H106V96H105ZM208 98V99H209ZM258 98V97H257ZM5 99V98H4ZM86 99V98H85ZM103 99V98H102ZM110 99H112V98H110ZM122 99V98H121ZM124 99V98H123ZM122 99V100H123ZM152 99H156V102H155V100H154V102H153V104H154V106H152V104H151V106L152 107H154V109H152L151 108V110H152V112H151V110H150V107H149V103H151L150 101L152 100ZM158 99H161L162 101H159ZM207 99V98H206ZM261 99V98H260ZM260 99H258V101L260 100ZM264 99V98H263ZM5 100V101H6ZM7 100V101H8ZM28 100V99H27ZM87 100H88V98H87ZM126 99H124V101H125ZM247 100V99H246ZM243 100V101H240L241 103H243L244 101L245 102H248L249 100ZM253 99L250 97V101L252 102L251 104L252 105H250V106H253V104L255 103H253V101H252ZM78 100L76 99V102H77ZM94 101H91L92 103L94 102ZM115 101H116V99H115ZM123 101V102H124ZM239 101L237 102V103H239ZM249 101V102H250ZM262 101H264V100H261L260 101V103L261 104H263L264 102H262ZM2 102V101H1ZM0 102V103H1ZM4 102V101H3ZM86 102V101H85ZM99 102H103V101H99ZM72 103V102H71ZM79 103V102H78ZM95 103V102H94ZM94 103L92 104V105H94ZM125 104H126V102H124ZM123 103V104H124ZM206 103V104H205ZM258 103V104H257ZM256 103V105H260L261 106V104L259 103V102H257ZM7 104H9V103H7ZM59 104H61L60 102H59ZM88 104V103H87ZM101 104V103H100ZM179 104V105H178ZM190 104H192V106L194 105V107H191V106H189ZM195 104H197L196 106H195ZM207 104H209V105H207ZM213 104H215L216 106H215V108L214 109H219L217 112H215V113H217V114H215L216 116H209V111L211 110V108H212V105ZM226 104H228V103H226ZM230 104V103H229ZM234 104V103H233ZM232 103H231V105L232 106H234L235 107V109H237L238 111H240L239 109H238V104H234L233 105ZM30 105V104H29ZM122 105V104H121ZM217 105H218V107H217ZM230 105V106H231ZM240 105H243V107H244V104H240ZM240 105H239V107H240ZM255 105V106H256ZM2 106H3V104H2ZM6 106V108H8V106L7 105H5ZM4 106V107H5ZM70 106V105H69ZM72 106H74V105H72ZM98 106H100V105H98ZM98 106H97V108H98ZM126 106V105H125ZM186 106H188V107H191V112L189 111V109L186 107ZM229 106V107H230ZM250 107V109H255V111L253 112V113H255V112H257V114H259V116L261 115V112H263V111H261L260 110V108H259V106H256V107H258V109H257V111H256V107ZM262 106H264V104L262 105ZM59 107H61L60 105H59ZM80 107H81V105H80ZM213 107H214V105H213ZM234 107L232 108V110L234 111L235 109H234ZM243 107H241V111H243ZM249 107V106H248ZM15 108H16V106H15ZM63 108V107H62ZM82 108V107H81ZM123 108H124V106H123ZM181 110V109H185L187 112H185V119H181V117H182V115H181V113H179V112H182V111H180L179 109ZM245 109L247 108V106L246 107H244ZM53 109V108H52ZM57 109H58V107H57ZM64 109V108H63ZM101 109V108H100ZM106 109V108H105ZM119 109V108H118ZM130 109V110H131ZM176 111V113H174L175 111ZM210 109V110H209ZM213 109V108H212ZM253 109V110H254ZM122 110V109H121ZM129 110V109H128ZM184 110V111H185ZM236 110V111H237ZM247 110H249L248 108H247ZM253 110H251V111H253ZM66 111V110H65ZM78 111V110H77ZM76 111V112H77ZM104 111V110H103ZM132 111V112H133ZM172 111H173V113H172ZM179 111V112H178ZM199 111V110H198ZM236 111H234L235 113H237ZM246 111V110H245ZM251 111L250 112H247V114L246 115H248V113H250L251 114V117H249V118H251L252 119V113H251ZM16 112V111H15ZM20 112V111H19ZM30 112V111H29ZM60 112V111H59ZM101 112V111H100ZM99 112V113H100ZM125 112V111H124ZM127 112V111H126ZM131 112V111H130ZM178 112V113H177ZM220 112V113H219ZM231 112L232 111H230V114H231ZM244 112V111H243ZM27 113V112H26ZM58 113V112H57ZM123 113V112H122ZM190 113V114H189ZM213 113H214V110H213ZM213 113H211L212 115H214ZM241 113V112H240ZM239 113V114H240ZM14 114V113H13ZM30 114V113H29ZM33 113L31 112V115H32ZM118 114V113H117ZM121 114V113H120ZM126 114H128V113H125V115ZM130 114H132V113H130ZM178 114H180L181 115V117L179 116V118H178ZM182 114H184L183 112H182ZM194 114L196 115L197 114V112L195 111L194 112ZM225 114V113H224ZM238 114V113H237ZM238 114V115H239ZM242 114V113H241ZM240 114V115H241ZM244 114V113H243ZM242 114V115H243ZM262 114H264V113H262ZM7 115V114H6ZM81 115V114H80ZM99 115V114H98ZM123 116H124V114H122ZM171 115H172V117H171ZM202 115V116H203ZM232 115V114H231ZM245 114H244V116L242 117V119L244 120V119H248L249 120V118H246V117H248V116H246ZM26 116H28V113H27V115ZM25 116V117H26ZM55 116V115H54ZM100 116V115H99ZM120 116V115H119ZM133 116V115H132ZM223 116V115H222ZM255 116H256V114H255ZM254 116V117H255ZM32 117V116H31ZM91 117V116H90ZM209 117H211V118H209ZM238 117V116H237ZM261 117H263V116H260V118L259 119H261ZM127 118V117H126ZM128 118H130V117H128ZM132 118V117H131ZM134 118H135V116H134ZM220 118L222 119V117L220 116ZM216 119V120H221V119ZM2 119V118H1ZM5 119V118H4ZM4 119H2V120H4ZM17 119V118H16ZM25 119V118H24ZM32 119V118H31ZM121 120H122V118H120ZM231 119H233L232 117H231ZM235 119V118H234ZM236 119H238V118H236ZM240 119H241V117H240ZM239 119V120H240ZM255 119H258V115L256 116V118ZM254 118H253V122H254V124H256V122H259L258 120L256 121ZM130 120V119H129ZM137 120H140V121H137ZM161 120V119H160ZM204 120H202V121H204ZM227 120V119H226ZM239 120H237V121H239ZM243 120H241V122L243 121ZM243 121V122H245V124H247L248 126H249V124L248 123H250L251 121L249 120V121ZM262 121H263V119H261ZM33 121V120H32ZM87 121V120H86ZM89 121V120H88ZM110 121V120H109ZM117 121V120H116ZM132 121V120H131ZM134 121H135V119H134ZM162 121H163V119H162ZM164 121V122H165ZM222 121V120H221ZM233 121V120H232ZM236 121V120H235ZM256 121V122H255ZM261 121V122H262ZM2 122V121H1ZM5 122V121H4ZM28 122H29V117H28ZM27 122V123H28ZM119 122V121H118ZM124 122V121H123ZM216 122V121H215ZM223 122V121H222ZM234 122V121H233ZM232 122V123H233ZM241 122H240V124H241ZM247 122V123H246ZM253 122L252 123H250V126L248 127V129H254V130H256V132H257V130H258V128L259 127H257V125H255L256 127H254V124H253ZM261 122H260V124H261ZM18 123V122H17ZM63 123V122H62ZM75 123V122H74ZM125 123H127V122H125ZM204 123V122H203ZM202 123V124H203ZM206 123H204V124H206ZM235 123V122H234ZM263 123H264V121H263ZM20 124V123H19ZM60 124V123H59ZM79 124V123H78ZM89 124V123H88ZM109 124V123H108ZM130 124H132V122L130 123ZM203 124V125H204ZM213 124H215L214 122H213ZM218 124H223V123H217V125L215 126V129H216V127L218 126ZM231 124V123H230ZM236 124L237 125H239V128H238V130L241 128H243L242 130H244V128H246V126L245 127H242L243 125H240V124H238L237 122H236ZM64 125V124H63ZM86 125V124H85ZM110 125V124H109ZM136 124H132V126L134 127ZM161 125V124H160ZM165 125H166V123H165ZM170 125V124H169ZM172 125V126H173ZM178 125H180L179 127H178ZM219 125V126H220ZM253 127H252V126ZM17 126V125H16ZM35 126V125H34ZM33 126V127H34ZM70 126V125H69ZM121 125H119V127H120ZM140 126V125H139ZM156 126V127H155ZM171 126V125H170ZM194 126V127H193ZM222 127H224V125H221ZM234 126V125H233ZM259 126V125H258ZM102 127V126H101ZM104 127V126H103ZM111 127V126H110ZM126 127V126H125ZM128 127V126H127ZM129 127H130V125H129ZM136 127V126H135ZM134 127V128H135ZM165 127V126H164ZM204 127V126H203ZM227 127V126H226ZM20 128V127H19ZM75 128V127H74ZM131 128L132 127H130V129H128V131L129 130H131ZM139 128V127H138ZM157 128V129H156ZM168 128V127H167ZM204 129L205 131L207 130V129ZM212 129L214 128V126L212 125V127H211ZM221 128V127H220ZM255 128H257V129H255ZM69 129V128H68ZM118 129H120V128H118ZM125 129V128H124ZM170 129V128H169ZM240 129V130H241ZM247 128H246V130H248ZM263 129V128H262ZM17 130H19L18 129V127H17ZM25 130V129H24ZM32 130V129H31ZM99 130V129H98ZM123 130V129H122ZM159 130V129H158ZM165 130V129H164ZM194 131L196 130V129H193ZM198 130L199 131H202V129L200 128V126L197 128V133H201V132H198ZM217 130V129H216ZM219 130V129H218ZM224 130V129H223ZM222 130V131H223ZM259 130H261L260 128H259ZM264 130V129H263ZM13 131V130H12ZM22 131V130H21ZM26 131V130H25ZM121 131V130H120ZM166 131V130H165ZM187 132L186 130H183V132ZM221 131V130H220ZM251 131V130H250ZM7 132V131H6ZM19 132V131H18ZM32 132V131H31ZM64 132V131H63ZM78 132V131H77ZM126 131H124L123 133H125ZM137 132V131H136ZM140 132V131H139ZM142 132V131H141ZM164 132V131H163ZM181 132V131H180ZM204 132V131H203ZM211 132H213V131H211ZM211 132H209V135L211 136L212 134H211ZM215 132H217V131H215ZM214 132V133H215ZM246 132H248V131H246ZM251 132H253V131H251ZM260 132V131H259ZM12 133V132H11ZM73 133V132H72ZM87 133V132H86ZM206 133H208V132H206ZM218 133V132H217ZM220 133V132H219ZM225 133H226V131H225ZM250 133V132H249ZM261 133V132H260ZM8 134H10V133H8ZM23 134V133H22ZM61 134V133H60ZM74 134V133H73ZM112 134V133H111ZM122 134V133H121ZM133 134H135V133H133ZM159 134H161V133H159ZM163 134V133H162ZM170 134V133H169ZM182 134V133H181ZM202 134V133H201ZM221 134V133H220ZM228 134L229 133H227V136H228ZM241 134H244L243 136H245V130L243 131V133H241ZM240 134V135H241ZM247 135H248V133H246ZM251 134V133H250ZM258 134V133H257ZM12 135H13V133H12ZM68 135V134H67ZM75 135V134H74ZM80 135V134H79ZM102 135V134H101ZM219 135V134H218ZM217 135V136H218ZM256 135V134H255ZM264 135V134H263ZM24 136H27V135H25L24 134ZM81 136V135H80ZM80 136H79V139L81 140L82 138H80ZM131 136V135H130ZM133 136V135H132ZM168 136V135H167ZM171 136V135H170ZM173 136V135H172ZM177 136V135H176ZM181 136V135H180ZM179 136V137H180ZM213 136V135H212ZM215 136V135H214ZM224 136H225V134H224ZM238 136V135H237ZM250 136V135H249ZM252 136H254V132H253V134H252ZM251 136V137H252ZM21 137H23L22 135H21ZM35 137V136H34ZM33 136H32V138H34ZM70 137H73V136H70ZM88 137V136H87ZM145 137V138H144ZM198 137V136H197ZM246 137H248V136H246ZM259 137V136H258ZM86 138V137H85ZM84 138V139H85ZM127 138H128V136H127ZM126 138V139H127ZM133 138H135V137H133ZM183 138H184V136H183ZM195 138V137H194ZM222 138V137H221ZM229 138H231L230 136H229ZM228 138V139H229ZM243 138V137H242ZM245 138V137H244ZM244 138H243V140H244ZM250 138V137H249ZM248 138V139H249ZM254 138V137H253ZM261 138H263L264 139V137H261ZM7 139V138H6ZM5 139V140H6ZM15 139L16 138H14V141H15ZM23 139V138H22ZM83 139V140H84ZM87 139V138H86ZM90 139V138H89ZM89 139H88V141H89ZM121 139V138H120ZM143 139V140H142ZM185 139V138H184ZM225 139H227V138H225ZM228 139H227V141H228ZM246 139V138H245ZM247 139V140H248ZM262 139V140H263ZM3 141H4V138L2 139ZM11 140V139H10ZM27 140V139H26ZM35 140H37V139H35ZM68 140V139H67ZM71 140V141H70ZM79 140V141H80ZM125 140V139H124ZM139 140H141V141H139ZM153 140V141H152ZM159 141L161 140V139H158ZM172 140V139H171ZM176 140H177V138H176ZM179 140V139H178ZM177 140V141H178ZM196 140V139H195ZM211 140H213V139H211ZM230 140V139H229ZM232 140V142L234 141L233 139H231ZM230 140V141H231ZM242 140V141H243ZM253 140V139H252ZM262 140H260V141H262ZM1 141V140H0ZM2 141V142H3ZM8 141V140H7ZM13 141V142H14ZM18 141V140H17ZM28 141H29V139H28ZM38 141V140H37ZM72 138L71 139H69V143H70V147H72L73 146V144L71 145V143H72ZM87 141V142H88ZM127 141L128 140H126V143H127ZM187 141V140H186ZM185 141V142H186ZM190 141V140H189ZM201 141V140H200ZM208 141V140H207ZM217 141H219V140H217ZM225 141V140H224ZM230 141H228L227 143H229V144H231L232 145V142L230 143ZM259 141V142H260ZM2 142H1V145L0 146H3L2 145ZM10 142V141H9ZM8 142V143H9ZM35 142V141H34ZM81 142V141H80ZM85 142V140H84V143H83V141H82V145H78L79 147L78 148H80V151L82 152L83 150L85 151V145H86V147H91V145L92 146H94L95 147V145H93L94 143H95V141L93 140L92 141V139H90V142L92 143H90V142ZM97 142V141H96ZM149 142H150V144H149ZM153 142V144H151ZM158 142V141H157ZM176 142V141H175ZM174 142V143H175ZM179 142H180V140H179ZM220 142H221V140H220ZM3 143H5L4 145H6V142H3ZM22 143H23V140H22ZM26 143V142H25ZM28 143V142H27ZM36 143H39V142H36ZM68 143V144H69ZM86 143V144H85ZM90 143V144H89ZM124 143H125V141H124ZM194 143H195V141H194ZM206 143L207 142H205V145H206ZM210 143V142H209ZM214 143V142H213ZM222 143H223V141H222ZM225 143V142H224ZM227 143H226V145H227ZM254 143V142H253ZM252 143V144H253ZM262 143V142H261ZM260 143V145L262 146V145H264V144H261ZM24 144V143H23ZM23 144H22V148H23ZM30 144V143H29ZM81 144V143H80ZM84 144V145H83ZM89 144V145H88ZM128 144V143H127ZM175 144H177V142L175 143ZM181 143H179V145L177 146V147H181V145H180ZM184 144V143H183ZM221 144V143H220ZM229 144H228V148L231 146H229ZM237 144H239V142L237 143ZM242 143H240V145H241ZM249 144V143H248ZM21 145V144H20ZM36 145V144H35ZM62 145V144H61ZM60 145V146H61ZM138 145V146H139ZM148 145V146H147ZM215 145V144H214ZM217 145V144H216ZM224 145V144H223ZM226 145H224L225 147H226V149H228L227 148V146ZM239 145V146H240ZM245 145V144H244ZM247 145V144H246ZM257 146L255 147V150H257L256 152H258V150L260 149V146L258 147V142H257V144H256ZM29 146V145H28ZM27 146V147H28ZM32 146H34V143L32 144ZM75 146V145H74ZM74 146H73V149H74ZM83 146V147H82ZM127 146V145H126ZM132 146V145H131ZM145 146V145H144ZM154 146H157L156 145V143L153 145V147H152V152H154L155 150V148H154ZM176 146H174V147H176ZM223 146V147H224ZM234 146V145H233ZM233 146H231L232 148V150L233 149H235V147L233 148ZM238 145L236 146V148H238L239 147ZM252 146V145H251ZM253 146H255V143L253 144ZM36 147H38V146H36ZM40 147V146H39ZM38 147V148H39ZM93 147V148H94ZM129 147V146H128ZM134 147V146H133ZM179 147V148H180ZM217 147H219V145L217 146ZM222 147V146H221ZM222 147V148H223ZM259 148V149H256V148ZM5 148V147H4ZM7 148H9V147H7ZM25 148V147H24ZM32 148H34V149H37V148H35V146L34 147H32ZM61 148H62V146H61ZM92 148V149H93ZM127 148V147H126ZM130 148V147H129ZM137 148V147H136ZM139 148V147H138ZM144 148V147H143ZM169 148V147H168ZM179 148H176V150L178 149V150H181V149H179ZM182 148H183V146H182ZM240 148H241V146H240ZM243 146H242V150H243ZM251 148V147H250ZM263 148H264V146H263ZM262 148V153H264V149ZM11 151H13V149H15L14 147H11ZM72 149V148H71ZM89 150H90V148H88ZM88 149H87V151H85V153L84 152H82V154H81V152L79 153V155L81 154L82 156H79V157H81L80 159H81V162H82V160H83V156H87L88 155ZM174 149V148H173ZM231 149H229L230 150V152L232 151ZM28 150V149H27ZM33 150V149H32ZM41 150V149H40ZM62 150V149H61ZM67 150H69V149H67ZM125 150V149H124ZM132 150V149H131ZM130 150V152H132ZM157 150V149H156ZM175 150V151H176ZM184 150H185V148H184ZM183 149L181 150V154L182 155H184L185 154V156L187 155V157L189 156V154L187 153V151L185 152ZM220 150H221V148H220ZM223 150V153H220V154H230V153H227V151L225 152V150H224V148L222 149ZM253 150V149H252ZM255 150H254V152H255ZM4 151H5V149H4ZM6 153L7 154H9V156L11 155L12 156V154L13 153H11V151L9 150V149H6ZM36 151V150H35ZM35 151H33V153H35ZM39 151V150H38ZM37 151V152H38ZM118 151V150H117ZM139 151H140V153H141V151H142V147H141V149H139ZM139 151H138V154H139ZM150 152H151V149L149 150ZM149 151H148V153H149ZM184 151V152H183ZM218 151V150H217ZM235 151H237V149H235ZM234 150H233V152H234V154L236 153ZM243 151H245L246 152V150H243ZM260 151H261V149H260ZM27 151H25V153H26ZM31 152V151H30ZM29 152V153H30ZM40 152V151H39ZM62 152H63V150H62ZM72 152H74V150H72ZM71 152V153H72ZM93 152V151H92ZM122 152V151H121ZM135 153L137 152V150L136 151H134ZM133 152V154L135 155V153ZM143 152H147V151H143ZM142 152V153H143ZM177 152H180V151H177ZM176 152V153H177ZM222 152V151H221ZM244 152V153H245ZM1 153H2V151H1ZM17 153V152H16ZM28 153V154H29ZM61 153V152H60ZM66 153V152H65ZM87 153V154H86ZM90 153H91V151H90ZM125 153H129V152H125ZM147 153V154H148ZM156 153V155H158L157 153H158V151L157 152H155ZM154 153V154H155ZM211 153V152H210ZM240 153L241 152H238V154L240 155ZM27 154V153H26ZM38 154V153H37ZM74 154V153H73ZM75 154H76V151H75ZM85 154V155H84ZM129 154H131V153H129ZM132 154V155H133ZM137 154V155H138ZM143 154H145V153H143ZM151 154V153H150ZM150 154H148V155H150ZM163 154V153H162ZM169 154V153H168ZM179 154V153H178ZM232 155H233V153H231ZM237 154V153H236ZM257 154H260V156L259 157H261L262 158V160L264 159V156L262 155L261 156V153H257ZM4 155V154H3ZM33 155V154H32ZM32 155H30V156H32ZM62 155V154H61ZM78 155V154H77ZM124 155V154H123ZM128 155V154H127ZM133 155V157H135ZM140 155V154H139ZM225 156V155H222L223 157H228V156ZM241 155L243 156V153H241ZM5 156V155H4ZM75 156V155H74ZM74 156H73V158H74ZM93 156V155H92ZM121 156V155H120ZM126 156V155H125ZM125 156L123 157V158H125ZM131 155H129L127 158L129 159V161H131L130 160V157ZM143 156V155H142ZM146 157H148L147 155H145ZM152 156V155H151ZM155 156V155H154ZM166 156V155H165ZM221 156V155H220ZM234 156H236V155H234ZM238 156V155H237ZM3 157V156H2ZM13 157H14V155H13ZM28 157H29V155H28ZM27 157V158H28ZM34 157V156H33ZM32 157V158H33ZM38 156L36 155V157H35V159L37 158ZM40 157V156H39ZM64 157V156H63ZM77 156H75V158H76ZM79 157H77V158H79ZM90 156L88 155V157H86V158H84L85 160H88V158H89ZM133 157H132V160H133ZM160 157V156H159ZM158 157V158H159ZM162 157V156H161ZM171 157V156H170ZM174 157V156H173ZM213 157V156H212ZM211 157V158H212ZM232 157V156H231ZM241 157V156H240ZM246 157V156H245ZM17 158V157H16ZM31 158V159H32ZM76 158V159H77ZM93 158V157H92ZM91 158V159H92ZM119 158V157H118ZM139 158V157H138ZM166 158V157H165ZM186 158V157H185ZM260 158V159H261ZM4 159V158H3ZM2 159V160H3ZM10 159H12L13 160V158H11L10 157ZM10 159H8V160H10ZM18 159V158H17ZM39 159V158H38ZM38 159L36 160V161H38ZM90 159V158H89ZM136 159V158H135ZM141 159H142V157H141ZM146 159V158H145ZM160 159V158H159ZM169 159V158H168ZM240 159H242V158H239V160ZM11 160V161H12ZM32 160H34V159H32ZM72 160V159H71ZM110 160V159H109ZM144 160V159H143ZM170 160V159H169ZM172 160V159H171ZM242 160H244V159H242ZM5 161V160H4ZM20 161V160H19ZM28 161H29V159H28ZM35 161V160H34ZM74 161V160H73ZM125 161H126V159H125ZM146 161V160H145ZM217 161H219V160H217ZM264 161V160H263ZM13 162V161H12ZM21 162V161H20ZM32 162V161H31ZM39 162H41V161H39ZM68 162V161H67ZM93 162V161H92ZM92 162H91V164H92ZM112 162V161H111ZM122 162H124V161H122ZM134 162V161H133ZM132 162V163H133ZM136 162V161H135ZM144 162V161H143ZM150 162V161H149ZM153 162V161H152ZM173 162V161H172ZM172 162H169L170 164L169 165H171V163ZM188 162H189V160H188ZM192 162V161H191ZM213 162V161H212ZM243 162V161H242ZM6 163L8 164V163H10V162H7L6 161ZM14 163V162H13ZM19 163V162H18ZM29 163V162H28ZM75 163V162H74ZM101 163V162H100ZM146 163V162H145ZM158 163V162H157ZM167 163V162H166ZM166 163H164V166L166 165ZM190 163V162H189ZM1 164H2V162H1ZM4 164V163H3ZM12 164V163H11ZM11 164H9L10 165V167L12 168V166H11ZM20 164V163H19ZM18 164V165H19ZM33 164V163H32ZM40 164V163H39ZM73 164V163H72ZM131 164V163H130ZM141 164V163H140ZM5 165V167H6V164H4ZM73 165H75L76 167H77V164H73ZM89 165V164H88ZM124 165H126V164H124ZM154 165H155V162H154ZM215 165V164H214ZM1 166V165H0ZM14 166V165H13ZM28 166V165H27ZM34 165H32V167H33ZM37 166V165H36ZM70 166V165H69ZM75 166H73V167H75ZM86 166H87V163H86ZM96 166V165H95ZM128 166V165H127ZM143 166H144V164H143ZM162 166V165H161ZM215 166H217V165H215ZM9 167V166H8ZM18 167V166H17ZM42 167V166H41ZM63 167V166H62ZM72 167V166H71ZM141 167V166H140ZM139 166H138V168H140ZM158 167V166H157ZM237 167V166H236ZM235 167V168H236ZM0 168H3V166L2 167H0ZM15 168V167H14ZM82 168V167H81ZM86 168V167H85ZM84 168V169H85ZM153 168V167H152ZM155 168V167H154ZM168 168V167H167ZM175 168V167H174ZM4 169V168H3ZM2 169V170H3ZM31 169V168H30ZM74 169V168H73ZM135 169H136V167H135ZM164 169V168H163ZM206 169V168H205ZM204 169V170H205ZM212 169V168H211ZM237 169V168H236ZM5 171H6V169H4ZM3 170V171H4ZM9 170V169H8ZM12 170V169H11ZM15 170H17V169H15ZM77 169H75V171H76ZM129 170V169H128ZM140 170V169H139ZM157 170V169H156ZM170 170V169H169ZM183 170V169H182ZM10 171V170H9ZM9 171H7L8 173H9ZM36 171V170H35ZM42 171V170H41ZM136 171V170H135ZM175 170H173V172H174ZM214 171V170H213ZM34 172V171H33ZM76 172H79V167H78V170L76 171ZM75 172V173H76ZM82 172V171H81ZM171 172V171H170ZM188 172H189V170H188ZM238 172H239V170H238ZM36 173V172H35ZM167 173V172H166ZM212 173V172H211ZM214 173V172H213ZM212 173V174H213ZM218 174H219V172H217ZM216 173V174H217ZM6 174V173H5ZM22 174V173H21ZM80 174H82V173H79V175ZM84 174V173H83ZM82 174V175H83ZM94 174V173H93ZM123 174V173H122ZM128 174V173H127ZM141 174V173H140ZM182 174V173H181ZM211 174V175H212ZM241 174V173H240ZM10 175H16V174H10ZM36 175V174H35ZM39 175V174H38ZM37 175V176H38ZM136 175V174H135ZM179 175V174H178ZM8 176V175H7ZM78 176V175H77ZM130 176V175H129ZM138 176V175H137ZM143 176H144V174H143ZM162 176V175H161ZM160 176V177H161ZM169 176V175H168ZM168 176H167V178H168ZM188 176V175H187ZM39 177H40V175H39ZM74 177H76V176H74ZM82 177V176H81ZM81 177H80V179H78V181L79 182H77V183H80L79 184V186L82 184L81 183V181H83L84 182V180L85 179H81ZM131 177V176H130ZM134 177V176H133ZM132 177V178H133ZM163 177V176H162ZM193 177V176H192ZM3 178V177H2ZM6 178V177H5ZM82 178H85V177H82ZM210 178V177H209ZM76 179V180H77ZM131 179V178H130ZM138 179V178H137ZM178 179H179V177H178ZM177 179V180H178ZM119 180V179H118ZM132 180V179H131ZM242 180V182H243V179H241L240 178V181ZM15 181V180H14ZM31 181V180H30ZM238 181H239V179H238ZM7 182H9V181H7ZM40 182V181H39ZM42 182V181H41ZM131 182V181H130ZM159 182H160V180H159ZM13 183V182H12ZM90 183V182H89ZM88 183V184H89ZM138 183H140V182H137V184ZM258 183V182H257ZM10 183H7V186L9 185ZM85 184H86V182H85ZM6 185V184H5ZM12 185V184H11ZM75 185H76V183H75ZM167 185V184H166ZM172 185V184H171ZM209 185V184H208ZM243 185V184H242ZM91 186H93V185H91ZM91 186H88V187H91ZM135 186V185H134ZM13 186H11V188H12ZM35 187V186H34ZM45 187V186H44ZM76 187V186H75ZM82 187H84V183H83V185L80 187V188H82ZM111 187V186H110ZM126 187V186H125ZM131 187V186H130ZM207 187V186H206ZM37 188V187H36ZM86 188V187H85ZM132 188V187H131ZM136 188V187H135ZM39 190H40V188H38ZM87 189V188H86ZM86 189H84V190H86ZM91 189V188H90ZM90 189H88V191L90 190ZM19 190V189H18ZM38 190V191H39ZM82 190V189H81ZM94 190V189H93ZM93 190H91V192L93 191ZM168 190V189H167ZM26 191V190H25ZM29 191V190H28ZM87 191V190H86ZM125 191V190H124ZM31 192V191H30ZM91 192H89L91 195H93ZM33 193H34V191H33ZM37 193V192H36ZM78 193V192H77ZM134 193H135V191H134ZM31 194V193H30ZM42 194H43V192H42ZM45 194V193H44ZM75 194V193H74ZM84 195H85V192L83 193ZM129 194V193H128ZM13 195H15V194H13ZM39 195V194H38ZM79 195V194H78ZM80 195H81V193H80ZM79 195V196H80ZM130 195V197H131V195H133V194H129ZM135 195V194H134ZM203 195V194H202ZM36 196H37V194H36ZM14 197V196H13ZM28 197V196H27ZM30 197V196H29ZM40 197V196H39ZM92 197H94V196H92ZM122 197V196H121ZM124 197V196H123ZM127 197V196H126ZM162 197V196H161ZM43 198V197H42ZM72 198V197H71ZM133 198V197H132ZM131 198V199H132ZM135 198V197H134ZM133 198V199H134ZM203 198V197H202ZM17 199H19V197L17 198ZM30 199V198H29ZM28 199V200H29ZM33 199H34V197H33ZM74 199V198H73ZM72 199V202L74 201ZM87 199V198H86ZM91 199V198H90ZM89 199V200H90ZM93 199V198H92ZM91 199V200H92ZM133 199H132V201H133ZM16 200V199H15ZM14 200V201H15ZM77 200V199H76ZM78 200H80V199H78ZM21 201V200H20ZM83 201H84V199H83ZM122 201V200H121ZM131 201V200H130ZM129 201V202H130ZM158 201V200H157ZM18 202V201H17ZM26 202V201H25ZM28 202V201H27ZM32 202V201H31ZM48 202V201H47ZM70 202V201H69ZM78 202V201H77ZM82 202V201H81ZM84 202H86V201H84ZM91 203H92V201H90ZM134 202H135V200H134ZM161 202V201H160ZM9 203V202H8ZM22 203V202H21ZM40 203V202H39ZM94 203V202H93ZM170 203V202H169ZM199 203V202H198ZM18 204V203H17ZM16 204V205H17ZM28 204V203H27ZM77 204V203H76ZM79 204H81V203H79ZM89 204V203H88ZM87 204V202H86V204L84 203H82L80 206H78V207H80V213H82V212H84L86 209H88V208H90V207H84V205H88ZM117 204V203H116ZM131 204V203H130ZM133 204V203H132ZM143 204V203H142ZM159 204V205H158ZM158 204H157V207H164V206H166V207H168L167 206V204H165V205H160V203L158 202ZM24 205V204H23ZM40 204H38V206H39ZM50 205V204H49ZM48 205V206H49ZM91 205V204H90ZM127 205V204H126ZM135 205H136V203H135ZM155 205V204H154ZM11 206H12V204H11ZM92 206V205H91ZM133 206V205H132ZM202 206V205H201ZM94 207V206H93ZM118 207V206H117ZM130 207V206H129ZM153 208H155L156 207V205L155 206H152ZM180 207V206H179ZM16 208V207H15ZM19 208V207H18ZM28 208V207H27ZM29 208H31V207H29ZM32 208H33V206H32ZM44 208V207H43ZM74 208V207H73ZM86 208V209H85ZM95 208V207H94ZM153 208H152V210H153ZM165 208V207H164ZM164 208H158L159 209V211H158V209H155L154 211H155V215H156V213L157 212H159L160 213V209H163V210H165ZM171 208V207H170ZM169 207H168V209H170ZM49 209H50V207H49ZM104 209V208H103ZM106 209V208H105ZM121 209V208H120ZM127 209V208H126ZM130 209V208H129ZM141 209V208H140ZM167 208H166V212L165 211H163V213L164 214H162V213H160V214H162V215H164L163 216V218H165V217H168L171 221L169 222V223H171V227H172V225L173 226H175L174 224H172V218L174 217H176V216H174V214H173V210H174V207H173V210L171 209V211H172V216L171 215H169V214H167L168 213V210ZM11 210V209H10ZM17 210V209H16ZM33 210V209H32ZM47 210V209H46ZM45 210V211H46ZM74 210V209H73ZM72 210V211H73ZM89 210V209H88ZM94 210V209H93ZM101 210H102V208H101ZM156 210H157V212H156ZM15 211V210H14ZM48 211V210H47ZM124 211V210H123ZM122 211V212H123ZM126 211V210H125ZM170 210H169V213L171 212ZM200 211V213L202 214V209H200L199 210ZM199 211H197V212H199ZM13 212V211H12ZM20 212V211H19ZM22 212V211H21ZM77 212H79V211H77ZM76 212V213H77ZM95 212H96V210H95ZM145 212V211H144ZM150 212H152V211H150ZM176 212V211H175ZM1 213H2V211H1ZM14 213V212H13ZM15 213H16V211H15ZM26 213H27V211H26ZM25 213V214H26ZM34 213V212H33ZM74 213V212H73ZM79 213V214H80ZM84 213H86V211L84 212ZM87 213H89V212H87ZM86 213V214H87ZM94 213V212H93ZM134 213V212H133ZM147 213V212H146ZM200 213H197V214H199L200 215ZM207 213V212H206ZM24 214V213H23ZM32 213L30 212V214L29 215H31ZM36 214V213H35ZM49 214V213H48ZM92 214V213H91ZM144 214V213H143ZM148 214H150V213H148ZM158 214V213H157ZM159 214V215H160ZM203 214H204V212H203ZM14 215V214H13ZM77 215V214H76ZM94 215H96V214H93V216ZM152 215V214H151ZM150 215V217H154V215L153 216H151ZM158 215V216H159ZM161 215V216H162ZM175 215H176V213H175ZM14 216H16V215H14ZM18 216H19V214H18ZM21 216H23V215H21ZM27 216V215H26ZM34 216V215H33ZM81 216V215H80ZM91 216V215H90ZM89 216V217H90ZM142 216V215H141ZM144 216H146V215H144ZM148 216V215H147ZM170 216L172 217V218H170ZM204 216V217H203ZM203 216H199L198 218L200 219V220H198V222L196 223V225L198 226L199 225V227L198 228H201L202 227V225H204V224H202V223H204L205 222V219H206V217H205V215H203ZM25 217V216H24ZM40 217V216H39ZM49 217V216H48ZM73 217V216H72ZM129 217V216H128ZM139 217V216H138ZM160 217V216H159ZM188 217H189V215H188ZM201 217V218H200ZM17 218H20V217H17ZM16 218V219H17ZM52 218V217H51ZM77 219H79L78 221H76V222H78L79 223V226H81V227H79L78 225V227L81 229V228H83L84 226H85V224H86V222H83V221H85V219L83 218V221L80 219V217H76ZM86 218V217H85ZM92 218V217H91ZM102 218V217H101ZM162 218V219H163ZM203 218V219H202ZM12 219H14V221L13 222H15L14 224H18V223H16L17 221H20V220H22V218H20V220H16L14 217L12 218ZM26 219H28V218H26ZM31 219V218H30ZM36 219V218H35ZM90 219V218H89ZM89 219H88V221H89ZM95 220L97 219V218H94ZM93 218L92 219H90V221L91 222H93L92 220H94ZM106 219V218H105ZM161 218H160V220H162ZM178 219V218H177ZM209 219V218H208ZM24 220V219H23ZM22 220V221H23ZM49 220V219H48ZM74 220V219H73ZM163 220H165V219H163ZM193 220V219H192ZM29 221H31V220H29ZM50 221H52V220H50ZM126 221V220H125ZM174 221L175 222H178V221H176V219H174ZM190 221V219L188 220V222ZM11 222V221H10ZM24 222V221H23ZM40 222V221H39ZM39 222H37V224L39 223ZM49 222V221H48ZM69 222V221H68ZM67 222V223H68ZM73 222V221H72ZM75 222V221H74ZM21 223V222H20ZM77 223V224H78ZM94 223V222H93ZM199 223V224H198ZM12 224V223H11ZM10 224V225H11ZM24 224V223H23ZM29 224V223H28ZM27 224V225H28ZM34 224V223H33ZM40 224V223H39ZM50 224H52V223H50ZM89 224V223H88ZM193 224V223H192ZM202 224V225H201ZM31 225V224H30ZM45 225H47V224H45ZM76 224H74V226H75ZM93 225V224H92ZM160 225L162 226V223H160ZM180 225V224H179ZM12 226V225H11ZM19 226H22V223L19 225ZM40 226V225H39ZM88 226V225H87ZM89 226H90V224H89ZM100 226V225H99ZM123 226V225H122ZM150 226V225H149ZM201 226V227H200ZM2 227V226H1ZM0 227V228H1ZM5 227V226H4ZM15 228L16 227H18L17 225H15L14 226ZM13 227V228H14ZM33 227V226H32ZM41 227V226H40ZM49 226H47V228H48ZM104 227H106V226H104ZM147 227V226H146ZM170 227V228H171ZM189 227H191L192 228V226H189ZM194 227V226H193ZM6 228V227H5ZM20 228V227H19ZM31 228V227H30ZM34 228V227H33ZM44 229H45V227H43ZM46 228V229H47ZM92 228V227H91ZM96 228H98V227H96ZM116 228V227H115ZM123 228V227H122ZM161 228H163L164 229V227L162 226ZM175 228V227H174ZM203 228H204V226H203ZM17 229V228H16ZM29 228H27L26 230L27 231H29V230H31V229H29ZM77 229V228H76ZM75 229V230H76ZM86 229H87V227H86ZM93 229V228H92ZM100 229V228H99ZM184 229H185V227H184ZM195 229V227L193 228V230ZM4 230V229H3ZM40 230V229H39ZM83 230V229H82ZM94 230V229H93ZM93 230H91V232L93 231ZM96 230V229H95ZM98 230V229H97ZM118 230H119V227H118ZM117 230V231H118ZM128 230V229H127ZM155 230V229H154ZM157 230H158V228H157ZM165 230V229H164ZM168 230H170V229H168ZM168 230H166V232L168 231ZM172 230H173V227H172ZM172 230H170L171 232H172ZM176 230H177V234H176V236L174 237V236H171V237H173V240H175V241H173V242H179V243H182V236H183V238H184V235L183 234H186V230L184 231V232H182V236H181V232L179 231V229H177V227H176ZM183 230V229H182ZM190 231H191V229H189ZM5 232H6V230H4ZM4 231H2V232H4ZM31 231H33V233L32 232H30L29 231V233H31L32 235L34 234V236L36 235V234H38V236H40V238H41V235H39V233L37 232H35L34 231V229H32ZM37 231V230H36ZM43 230H41V232H42ZM50 230L49 229H47V233L49 232ZM88 231H90V228H89V230ZM116 231V232H117ZM129 231V230H128ZM149 231V230H148ZM159 231V230H158ZM189 231V232H190ZM1 232V233H2ZM40 232V234H44V232H42L41 233ZM46 232V231H45ZM95 232V231H94ZM99 232V231H98ZM133 232V231H132ZM176 232V231H175ZM88 233V232H87ZM93 233V232H92ZM96 233V232H95ZM95 233H93V234H95ZM112 233H114V231L112 232ZM119 234H120V231L118 232ZM164 233V232H163ZM98 234V233H97ZM134 234V233H133ZM152 234V233H151ZM3 236H4V234H2ZM7 235V234H6ZM5 235V236H6ZM11 236H12V233L10 234ZM13 235L14 236H10L11 238L9 239V242L11 243V245L13 246H10L12 249H13V251L15 250V244H16V240H18V242H17V244L18 243H20L19 244V248L20 249H23V253H22V250H20L21 252H19L20 254L18 255V254H16V255H18L19 256V258H20V264H35L33 261H32V257L34 258V256H35V254H33V251H32V247H31V245H32V241L31 240H33V238L31 237V236H29V234L27 235V236H24V235H22V231H18V230H16V231H14L13 232ZM49 235V233L48 234H46V238L45 239H47V240H49L48 238H50V237H48L47 238V236ZM83 235V234H82ZM88 235H89V233H88ZM92 235V234H91ZM90 235V236H91ZM101 235V234H100ZM106 235V234H105ZM120 235H122V234H120ZM125 235V234H124ZM148 235V234H147ZM156 235V234H155ZM152 236V240H153V237H156V236ZM158 235V234H157ZM164 235H165V233H164ZM170 235V234H169ZM169 235H167L166 234V238L167 239H164V241H162V243H163V245H162V247L164 246V248L166 249L167 247H169V243H173L172 242V240H170V238H168V237H170ZM171 235H172V233H171ZM173 235H175V233L173 234ZM1 236V235H0ZM44 236V235H43ZM102 236V235H101ZM117 236V235H116ZM119 236V235H118ZM168 236V237H167ZM8 237V236H7ZM14 237V238H13ZM17 237V238H16ZM37 237V236H36ZM162 237V236H161ZM32 238V239H31ZM43 238V237H42ZM41 238V239H42ZM76 238H78V237H76ZM80 238V237H79ZM86 239L85 237H82V239ZM93 238L94 237H92V240H93ZM105 238V237H104ZM103 238V240H105V241H108L107 242V246L106 247H109V245H110V242H109V240H106V239H109V238H105L104 239ZM116 237L114 236V239H115ZM118 238V237H117ZM151 238V237H150ZM3 239H5L4 237H3ZM38 240H39V238H37ZM34 240V241H37L38 242V240ZM84 239H83V241H84ZM47 240H46V242H47ZM146 240V239H145ZM150 240L151 239H149V242H150ZM160 237H157L156 239H155V243L157 244V242H158V246L159 245H161V244H159V242H160ZM45 241V240H44ZM43 241V242H44ZM82 241V242H83ZM105 241H103L104 243H106ZM111 241V240H110ZM171 241V242H170ZM6 242H7V240H6ZM31 242V243H30ZM36 242V243H37ZM91 242V241H90ZM148 242V241H147ZM153 242H154V240H153ZM34 243V242H33ZM83 243H85V244H82V246H85L86 245V240L83 242ZM92 243V242H91ZM91 243H89V246L90 245H92ZM104 243H102L103 245H104ZM151 243V242H150ZM154 243V244H155ZM179 243H177V244H179ZM4 244V243H3ZM6 244V243H5ZM38 244V243H37ZM47 244V243H46ZM109 244V245H108ZM111 244H114V243H111ZM116 244V243H115ZM151 244H153V243H151ZM49 245V244H48ZM95 245V244H94ZM118 245V244H117ZM138 245V244H137ZM194 245L196 246L197 244H195L194 243ZM4 246V245H3ZM23 246V247H22ZM79 246V245H78ZM97 245H95V247H96ZM99 246V245H98ZM97 246V247H98ZM172 246V245H171ZM35 247V246H34ZM36 247H37V245H36ZM39 247V246H38ZM47 247V246H46ZM49 247V246H48ZM47 247V248H48ZM93 247V246H92ZM92 247L90 246L89 248L87 247L86 248V246L83 248V250H79L80 252H79V254H76V256H77V258H76V260L74 261L73 259V261L75 262L74 264H94L95 262H97V264H102V261H104L105 262V260H104V256L102 255V253L104 254V251H106V250H104L103 248V250L101 249L100 251L98 250V252L100 253V252H102L101 254H99V253H97L96 252V255H102V256H99V258L97 257V256H95L94 258L96 259V258H98L99 260L101 259V257L103 258V260L101 261V262H99L98 263V259H96V261H94L93 260V253L95 252V250H94V252H93V249H92ZM94 247V248H95ZM100 247H102V246H100ZM99 247V248H100ZM116 247V246H115ZM138 247V246H137ZM143 247V246H142ZM160 247V246H159ZM161 247V248H162ZM197 247V246H196ZM32 248V249H31ZM47 248H45V249H47ZM82 248V247H81ZM105 248V247H104ZM147 248V247H146ZM198 248V247H197ZM11 249V250H12ZM37 249V248H36ZM44 249V250H45ZM109 249V248H108ZM111 249V248H110ZM137 249V248H136ZM170 249V248H169ZM115 250H116V248H115ZM115 250H114V252H115ZM120 250V249H119ZM147 250L149 251V249L147 248ZM3 251V250H2ZM13 251H12V253H13ZM34 251H37V250H35L34 249ZM39 251H40V248H39ZM47 251V250H46ZM45 251V252H46ZM170 251V250H169ZM173 251V250H172ZM171 251V253H173ZM197 251H199L200 252V250H197ZM44 252V251H43ZM76 252V251H75ZM120 252V251H119ZM4 253V252H3ZM22 253V254H21ZM42 253V252H41ZM40 253V254H41ZM47 253V252H46ZM78 253V252H77ZM134 253H136V251L135 252H133V254ZM43 254V253H42ZM106 254V253H105ZM110 253H108L106 256H105V258H107V256L109 257L110 255H109ZM122 254V252L120 253V255ZM137 254V256L139 255L138 253H136ZM147 254V253H146ZM174 254V253H173ZM200 254V253H199ZM4 255V254H3ZM32 255V256H31ZM36 255H37V253H36ZM47 255V254H46ZM122 255H124V253L122 254ZM126 255L127 254H125L124 255V259L122 258V260H121V262H123L125 259V261L124 262H128L129 264H135L136 262V260L134 261V258L136 257L137 258V256L135 255V257L133 256V255H131L132 257H134V258H132V260L130 259V254H128V256L126 257ZM171 255V254H170ZM175 255H176V253H175ZM174 255V256H175ZM44 256V255H43ZM38 257V256H37ZM40 257V256H39ZM48 257H49V255H48ZM47 257V258H48ZM129 257V261H127L128 258ZM202 257V256H201ZM44 258H46L45 256H44ZM117 258H118V256H117ZM145 258V257H144ZM143 258V259H144ZM172 259L174 258V257H171ZM108 259V258H107ZM110 259V258H109ZM113 259H114V257H113ZM112 259V257H111V260H113ZM36 260V259H35ZM40 260H43V259H41L40 258ZM46 259H44V261H45ZM59 260V259H58ZM111 260H106V264H111V262H115L116 261V259L114 260V261H111ZM118 260V259H117ZM120 260V259H119ZM37 261H39V258H38V260ZM107 261H109L108 263H107ZM111 261V262H110ZM175 261V260H174ZM123 262V264H128V263H124ZM135 262V263H134ZM39 263H40V261H39ZM46 264H50L49 262H45ZM61 263V262H60ZM37 264V263H36ZM41 264H44L43 262L41 263ZM52 264V263H51ZM103 264H105V263H103ZM119 264V263H118ZM120 264H122V263H120ZM177 264V263H176Z\"/></svg>",
    "mask_w": 264,
    "mask_h": 264
}]
</instances>
